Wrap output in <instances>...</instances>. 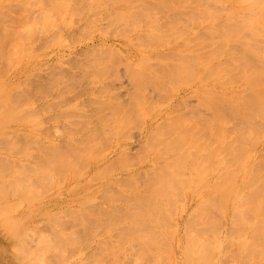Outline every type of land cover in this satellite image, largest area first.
Listing matches in <instances>:
<instances>
[{
  "label": "rangeland",
  "instance_id": "obj_1",
  "mask_svg": "<svg viewBox=\"0 0 264 264\" xmlns=\"http://www.w3.org/2000/svg\"><path fill=\"white\" fill-rule=\"evenodd\" d=\"M5 1L7 2V4L5 3ZM237 5H239V7H237ZM203 7L207 9H211L215 13L214 16H217V14H219V11H220L219 15L221 16L218 15L219 17H226L227 11H229L230 9L235 11L237 8H240V10L237 9L236 11L238 10L241 11V14L260 15L261 14L260 11H264V0H9V1L0 0V38H1L0 43L4 42V41L2 42V38L4 37L7 38L8 44H6V46L7 45L8 46L6 50L10 49L12 51L11 52L12 55H11V53L9 54L10 50H7V53L12 57H7V54L3 50L4 48L0 49V51L2 50L3 54H6L5 56L7 60L8 58L9 59L12 58L13 60L11 64H9L8 62L9 60L6 61L8 64L5 63L4 61L6 58L2 59L1 57H3L4 55L2 54V52H0V110H2L1 109L2 107H3V110L7 107L5 109L6 111L8 109L7 113L11 111L10 113L14 117V120H12L13 118L10 119L9 118L10 116L9 117L7 116L8 119H5L2 115L4 111H1L3 112L2 114L0 113V115H2L0 116V125H2V127L0 126L1 127L0 129V157L3 156L2 159L0 158V166L3 165L4 156L7 155L6 157L7 164H4L6 165L7 168L3 167L2 170L5 169L7 171V174L9 170H11L10 173L11 172L14 173L13 175L11 173L12 175L11 178H9V176H4L6 174L5 173L6 171L3 172L5 173L3 174V176L0 174V210H6V208L9 206L8 204L10 203H12L13 205H18L17 210L14 209V212H13L15 214V221L12 222L11 224H14L15 228H22L23 226L26 225L24 228L25 229L27 228L30 231V232H27V234L25 233L26 235L25 244H24L25 246L23 245L21 249L22 243L19 242V245L17 246L18 249L16 247L14 248L13 244L14 243L18 244V241L17 240L13 241L6 237V235L4 234L3 225H1L2 220L0 219V264H27V262L24 260L25 258L24 257L22 258L20 253H22V255H25V253L29 249H30L29 251L36 249L37 245L38 244L40 245V243L38 242L42 241V240H39L41 239L39 238V236H41V233L44 231L48 233L47 231L51 230L49 231L51 233H48V235H52V229L55 230L57 225L60 228L57 227L56 231L62 230L65 235H63L62 234L63 232L61 231L62 233H59L57 237L55 238V246L50 249L48 248V250L47 249L44 250L45 253L43 252L44 254H42L39 257V259L42 261L41 264H62V263L63 264L65 263L66 264H96L97 261H99V264L100 263L101 264H188L190 263V261H192L191 257H194L193 264H195L194 263L195 259H196V264H200V262L198 261L200 260L198 258L200 254H203V255L208 254L207 257L206 256L204 257L202 255L204 257L203 260H205L206 263H207L206 260H208L209 257L211 258V260H214L213 258H215L216 261H213V262L211 261L210 262L211 264H264V250L258 248L256 245V243H258V245H262V248L264 249V239L261 240L263 241V243H261L260 241L261 238H264V235L261 234L260 230L262 231V233L264 232L262 229H259V231H256L255 229H257V227L255 228L253 227L257 221L258 222L260 221L261 223L264 222V214H263L264 211H262L264 210V183H262L264 182V177L263 178L261 177L262 179L260 180L261 182L260 184V182H257L259 181L258 179H260V177H258L257 175L259 171L257 172L256 170L257 174L254 173L255 169H258V168L261 169L262 166L264 168V163H263L264 161H261L259 158V157H262L264 160V146H263L264 144V124H262L260 119H256V121L254 122L255 125L252 127V123H244L239 117L236 116L235 112H232L229 109H227V114H228L227 116L225 113H221L222 112L221 109L216 108L213 104L210 103V102H213V100L211 99V97H209L210 95H208V98H207V94L205 95L206 91L202 89V85H201L200 93L203 95V97L202 95L200 97L203 98L204 100L203 99L199 100L198 95L195 92L190 93L187 96L186 101H185V97H183L182 94L176 95L175 93L178 87L180 86L190 87L191 85V88H192L194 83L196 82L195 80L194 82L191 81L194 78H192V76L191 77L189 76L192 73V71L189 69L191 67H194L193 65H191L193 64L192 62L191 64L188 63L190 62V60L187 61L188 60L187 56L189 55L187 54V56L184 57V60L183 58H181V62H180V60H177V58L175 59L177 54L172 51L176 44L178 46L186 47V45H183V42L186 40L185 37L184 36L182 38L179 37L182 34H180L177 38H179V40L180 38L182 40L184 38L183 41H178V39L175 37L179 34L178 30L181 28L180 26H182V28L185 25L186 27L187 26L191 27L190 31L188 30L189 32H187V35H185L186 27H184L183 35L187 36L188 38L191 36L190 45H192V43L196 39L195 40L196 43H193V47L195 48L199 47L198 48L199 50L202 48V51L204 53L205 52L204 49H207V48L204 46L205 44H200V41L203 38L201 36L206 35V37H208V39H206L207 42L205 41L206 37L203 38L206 44L208 43L207 45L211 43L207 47L212 48V46H215L216 44L215 43L214 45H212V43H214L213 42L214 38L209 33L207 35L206 31L208 30H206V28L208 26L210 28L217 27V25L214 26V22L217 19L219 21L218 23L220 24V27L222 26L221 24H223V22L219 20V17L218 18L216 17L217 19L208 18L205 21H202L200 19L201 20L200 22L198 20L199 18L197 19V16H199L200 14L199 10L201 11ZM221 12L223 13L221 14ZM151 21L158 23V25H154V26L155 27L159 26L160 31L158 32H161L159 33L160 37H157L158 35L157 30H159L157 27H156L157 30L154 29V26H153V29L150 28ZM200 23L204 24L205 26L203 25L202 27ZM215 23L218 24L217 22ZM172 25H175V26L177 25L180 27L177 29V32H178V33L176 32L177 35L173 34L174 30H170ZM175 26H173V29H175L174 28ZM194 27L198 29L196 30L198 34L194 31V29H192ZM201 28H203L204 30H202ZM165 29L167 30V33H169V36L171 33H172L171 35L173 36L175 35L174 37L172 36V39L173 40L177 39V43L176 41H173L172 39L170 40L171 42L173 41L172 44H168V42L170 43V41L168 40L163 42L166 36H167L166 39L169 38L168 35H165L166 33H164L166 31ZM162 30L164 31L163 32L165 35L164 37L162 34ZM200 30H202V33L205 35H202V33L199 34L201 32ZM150 32L154 33V35L156 34L157 35L156 36L148 35V33ZM190 33L191 34L193 33L194 36L191 35ZM6 42L7 41L5 40V43ZM174 42L176 44H174ZM185 42H187V40ZM194 44H196L197 46H195ZM259 45L264 48V42L259 43ZM203 46H204V49H203ZM239 46L241 47V44H238V48L240 49ZM0 47H2V45ZM157 47H159V49L161 48L160 49L161 52H160V55L155 56L158 53L156 52L151 53V49L153 50ZM195 48L193 49L197 51V48L196 49ZM208 50L209 48L207 49V51ZM202 51L200 52L202 53ZM192 52H194L192 49H191V52L188 51V53H192ZM171 53L174 54L175 60L172 58L173 56L171 57L172 55ZM169 57L173 59V60L170 59L172 61H175V62L179 61L180 63L182 62L184 63L182 64L185 66V68H187V72H188V73H185L188 78L186 83L184 82V77L186 75L184 74L181 75V76L184 75L181 82L176 81L179 86L175 84L176 82L174 81V80H177L176 76L178 75L176 76L171 75L173 77L172 80L174 82L170 80L171 76L168 77L167 80L170 78L169 79L170 82L172 81L174 84L173 86H170L172 82L168 83L169 85L168 87H166L165 85L166 75L164 73L165 68L163 67L165 64V59L168 60ZM1 59L4 61H2ZM140 64H142L141 68L139 67ZM4 67L9 75L6 73ZM146 68H159V69L162 68V73L160 74L161 75L160 78L156 79L154 75H151L150 73H152L153 71L152 72L149 71L150 73L146 72L145 71ZM199 72H200L199 73L200 75L198 76V80L199 79L200 80L198 84L200 83L204 85L206 81L210 82L211 85L215 84L214 77H212L211 75L207 76V74L205 75V73L203 77V75H201V68H199ZM153 74L155 73L153 72ZM150 75L153 77H151ZM199 77L201 78L203 77L202 80H204V82H202L201 78ZM209 77L210 78L212 77L214 81L210 79ZM204 78L205 79L207 78L208 80L205 81ZM179 80L180 79L178 78V81ZM208 82L205 84V86L209 84ZM180 83L184 85L182 86V84ZM229 85L231 86H228L229 87L228 89L230 88L231 90L235 89V91L234 90L233 91L235 93L237 92L236 94H238L239 96H242L241 94H239V92L241 91L240 90L241 87H243V85L240 86L241 83H238L237 81L234 83L231 82V84ZM232 85L234 88L232 87ZM237 85H239L240 87L238 86L236 90ZM202 90L204 93L201 92ZM240 93H242V91ZM187 103L189 104V106H187ZM197 104L199 105V108H197ZM4 105L6 107H4ZM160 109L162 111H160ZM168 109L173 110V112H175V113H172L168 111L169 114L172 113L171 119H173V122H172L173 125L170 124L171 122L170 118L167 117L168 113L166 111ZM158 111L160 113L165 112L166 117L168 118V120L166 118V120L164 121L169 123V126H167V124L164 123L163 121H162L163 123L162 122L158 123V127L161 126L162 129H164L163 131H164V136L166 135L165 136L166 139L162 137L163 134L158 132L159 129L158 131H156L158 136L156 132L153 133L154 130H156V128L158 127H154L155 129H153V132H152L153 135L155 134L157 137L152 136L151 135L152 133L149 134V129H152L153 125L151 126L150 124L149 129L144 127L146 123L151 122V119L153 118L152 116H156L158 114ZM195 113H198L197 115H199V113L201 114L199 117H196ZM214 113L216 114V116ZM143 114H145L146 117L144 118L140 117V116H143ZM183 114H186L185 115L186 117ZM30 115H36V116H32V117H36L34 118L35 120L34 119L30 120L31 119L29 118ZM122 116L124 117V119L119 118ZM147 117L149 119H145ZM186 118L190 120L188 121V123L191 122L190 124L187 123L188 125L185 123L187 121ZM37 119H40V120H37ZM144 119H145V124H143L142 122L144 121ZM33 120L36 121L35 122L36 124L33 123L34 122ZM174 120L177 122L176 123L177 125L175 124ZM181 120H183V122ZM223 120L225 123L226 121L228 122L230 121L229 123L232 125L233 123H236V125H238L239 127L237 129L241 131L242 133L247 134V131H248L249 136L248 135L247 136L250 138V140H252L250 141V143L253 144L252 142H256V143L258 142V145L256 146L255 145L256 143H254L253 145L255 146H250L251 144L249 143V138H247L246 135L244 136L246 137L247 140L241 142V140L243 139L241 140L236 139V141L239 140V142L234 141L236 144L232 142L230 146L226 142H224V144L220 142L221 144L217 143V145H214L215 142H210V141L214 140V137H213L214 132L218 129H221L220 126H219L220 128H217V129L216 127H218L219 122L223 123ZM121 121L122 122L124 121L123 125L119 124V123H122ZM201 121L202 123L199 124ZM216 121H219V122L216 123L218 125H216L215 127L214 124ZM21 122L23 123V125H20ZM114 122L116 125L114 124ZM180 123H181V126L186 125L185 127L184 126L182 127L185 130L182 129L181 127L179 130ZM11 124L12 125L16 124V125L12 126ZM111 124L112 126L110 128H113L114 130L109 131L108 133L109 135H108L106 134L107 133L106 130L110 129L109 126ZM226 124L224 125L226 126ZM39 125H42L40 126L42 128H40ZM176 126H178V132L176 130L177 129ZM187 126L191 127L190 130L186 128ZM212 126L213 128H211ZM16 127L18 129L20 127L19 131L17 130ZM94 127H96L95 129L97 130H95ZM197 127H198V130H200L199 132H197L198 131ZM226 127L225 128L222 127V128L225 131H227L228 129L227 133H230L229 131H231L232 128L229 129L228 127H231V125L230 126L227 125ZM39 128L40 130L43 129L44 132L39 131ZM187 129H188V132L190 133L186 131ZM237 129H235L236 130L235 131L233 128L232 131L234 130V132H231V134L235 133L234 134L235 136L238 135ZM244 129L246 132H243ZM250 129H253L252 133ZM11 130H13V132L15 133H13ZM29 130H31L30 132H32L31 134L34 135L35 138L34 137L32 138L31 135H30L31 138L26 136L27 134L26 132L29 133ZM89 130L90 132H92L91 135H89L88 133ZM7 131L9 134H11L10 136L8 133H7L8 136L5 135ZM180 131L181 133L183 131L184 132L180 135L179 133ZM259 132L262 133L261 137H259L258 135ZM42 133L43 134L45 133V135H43ZM87 133L89 136H87ZM191 134L193 138L191 137ZM42 135L44 139H42L43 138ZM177 135H180L181 137H183L182 138L183 143L177 141V138L178 137L180 138V136H177ZM205 135L206 136L208 135L207 139H210V140H207V139L205 140L204 139L206 138ZM262 135H263V138H262ZM175 136L177 138H175ZM209 136H212V138ZM45 137L47 140L45 139ZM153 137L154 138L156 137L157 139L154 140ZM179 138L178 140L181 141L182 139L180 140ZM26 139L27 141L29 139V141L31 142H27ZM92 139H94V141H92ZM160 139H162V141H160ZM174 139L176 141H174ZM196 139L198 140V142H195ZM49 140L52 141L51 142L52 144L47 143V142H50ZM158 140L161 144L165 142L163 144L164 148L162 147V145L158 147L155 144V142L157 143ZM191 141L192 142L194 141L193 143H196V144H194L193 146V144L188 143ZM200 141L202 142V144ZM246 141L248 144L245 143ZM261 141H262V144H261ZM59 142H61V144ZM94 142L98 145L96 148H94L96 146V144H93ZM159 142H158V145H160ZM166 142L169 143V145H166ZM243 142L245 143V145L246 144L247 145L244 146ZM150 143H152L153 145L155 144L154 145L155 147ZM237 143L239 144L237 145ZM9 144H10L11 149L9 148L8 150L7 148L9 147L8 146ZM148 145H152L154 149H152L151 147L152 149L151 150L148 147ZM173 145H178L181 148L185 145L184 147L187 150L186 149L184 150L188 152L186 151L184 152L188 153V159L190 157L189 162H192V159H194L198 155H199V158L201 157V155L202 156L206 155L208 158L212 157L211 158L212 162L217 160L216 162L217 165H215V162H213L214 163L213 165L211 164L212 162H209V164L208 163L206 164V160H204L202 164H201V161L199 160H198L199 161L198 164L195 163V166L193 168L195 169L194 177L196 179L192 178V182L194 183V180H195V183L198 184V185H195L197 186L196 187L197 189L192 183H191V186L193 185V188H191V186L189 187L183 186L181 181H179V179L174 176L175 174L173 172V169L171 168L174 166L172 161L177 162L178 166L175 167L176 166L175 165L174 168L175 169L178 168L177 170L180 172H183V171L185 172V170L188 171L190 166L188 162L189 168L186 167L188 168V170L186 168L183 170V166H182V169L180 168V164H182L186 156L185 157L183 156L184 158L182 157V160L178 161L179 159H177L176 157H179L177 155L179 154L181 150H183V148L179 149L177 146V149H179L178 150L179 152H178L176 149H174ZM197 145L199 147L201 146V148L203 146L205 148L207 147L205 151L199 148L201 151H204V153L203 152L199 153V151L196 152V149L198 148L193 149V147L195 148L197 147ZM172 146H173V149H172ZM213 146L214 148H212ZM218 146H219V150H218ZM215 147L217 148L215 149ZM251 147L252 148L254 147V150ZM60 148L61 150L63 149V151L65 152V154L63 153L62 155L63 156L68 155V158L73 159L72 162L73 161L76 162L75 166L77 165V167H73V164L70 163V168L72 170L71 171L69 170L70 172H65L69 169L68 168L69 163L68 164L66 163L67 166L66 165L63 166V168H65L64 171H61L63 170L61 163L65 164L64 163L65 161L62 160V162L60 161L58 165L57 163L55 164L57 167L59 166V164H61L60 167L62 169H59L58 171H60L63 176L65 173H66L65 176L68 173H70L66 176L68 178L64 176V178H66L65 180L66 182L65 181L63 183L61 182L62 185L61 183L59 184V181H56V179L59 176L57 173L54 174L55 176L57 174L56 176L57 178L56 179L52 178L54 176L53 172L55 171L54 169L51 170V168H53L51 166L52 161L50 162L49 160L50 158L54 156H51V157L50 155L48 156V154H50V152L52 151H53L52 154H55V153L58 154L59 152H61ZM125 148L127 151L125 150ZM5 149L7 150L5 151ZM25 149H27L26 151H28L29 153H27ZM223 149H224V152H223ZM250 149H251V152H250ZM17 150H19V152H17ZM169 150H171L170 153H169ZM173 150L174 152L178 154L176 155V153H174L175 158L171 157L170 159V156H171L170 154H172L173 156V153H172ZM214 150L216 151L218 150L219 152L218 151L216 152ZM81 151H84V153H87V155L85 156V154L83 153V155L85 156L84 157ZM220 151L223 152L224 155H222ZM126 153H128L129 156L128 154L126 155ZM225 153H228V154L225 155ZM17 154H20V155H17ZM97 154L99 156H97ZM152 154L154 155L156 154V156L158 155L159 156L155 157ZM219 154H221L222 156H220ZM14 155L19 156L16 158V161L14 159V157L16 156ZM58 155L61 156L60 153ZM216 156L218 157L215 158ZM230 157L232 159H230ZM64 158L65 157H63L62 159ZM155 158H157V161ZM172 158L174 160H172ZM202 158L205 159L206 157L204 156ZM208 158H206L207 162L210 161ZM253 158L255 159L252 160ZM6 159L4 160V162L6 161ZM203 159H200V160H203ZM64 160H66L67 162V159H64ZM153 160L154 162L156 161L157 164H155L156 162L154 163ZM158 160H160L161 162L159 161L160 162L159 163ZM255 160L256 162L254 163L253 161ZM55 161L58 162V159ZM151 162L153 163L151 164ZM249 162L251 164L253 162L254 164L250 165ZM257 162L259 163V165H257L258 164ZM50 163H51L50 165L51 167L49 166L50 168H48V165ZM126 163L132 164V166L129 165L128 167L127 166L128 164L126 165ZM169 163H171L172 165ZM168 164L171 165L170 168ZM233 164H236V167L235 165L233 167ZM36 165L39 167V168L37 167L38 169H40L42 166L43 168H47V173H48L47 179L45 176L46 174L44 173L42 175H44L43 177L45 178L40 177V180L42 179V181L40 182L41 187L39 186L40 189L36 187L37 193L34 192V189L33 190L30 189L33 191V192H30L28 188H25L27 187V185H25L24 187H22L21 185L25 181H29L30 183L31 181L32 182L34 181V180H31L32 178H29L31 181L29 179H26L28 176V173H27L28 171L29 172L31 171L29 176L33 177L34 179V178H37L36 176H38L39 173H42L43 171L46 170V169L45 170L40 169L42 171L41 172L36 169L39 172H37L38 174L36 173L37 175L35 176V173L33 172L34 171L33 168L35 169L34 166ZM138 165L139 166L141 165L140 166L141 168ZM230 165H232V167H229ZM109 166L110 168L112 167V171H110L111 169L109 170L108 168ZM16 167L20 168L18 172H17ZM57 167L56 169H58ZM132 167L134 169H132ZM151 167H153L154 169H152ZM201 167L205 169L207 168V170H209L210 168L209 171H211L212 174L208 171L209 173L208 172L207 173L209 174V176L207 175V179L200 178L199 175L201 174L199 173H204L202 172ZM213 167H215V169ZM216 167H218V169ZM239 167L242 168L241 170L244 173H242ZM100 168H102L103 170H101ZM104 168H107V169L104 170ZM250 168H253L252 170L254 172L250 170ZM21 169L24 172V173L22 172V176L24 178L21 176L23 178L21 180H24L22 182L18 180L21 177L19 176L17 177V175L21 173L20 172ZM48 169L51 170V174H50L51 176H49L50 170L48 171ZM151 169L153 170L152 173L151 171L149 172V170ZM229 169L231 170L230 172L236 171L235 173L236 175L238 172L237 170L239 169L240 170L239 173L241 176L238 173L237 177L233 176L232 178L234 179H232L231 178L232 173L230 174L228 173ZM100 170L109 171L111 173L108 172L109 174L108 173L103 174L109 177L107 178L106 176V179L102 180L103 177L101 178L102 172H99ZM138 170L140 171L142 170L145 175L142 172L140 173V171ZM155 170H156V173H155ZM134 171L135 172L138 171V174L137 172L135 173V177H136L135 179L137 180L132 178V176L134 175H132L131 173L134 174ZM250 171L253 172L252 175L250 174ZM98 173L99 174L101 173V176ZM218 173H220L219 174L220 177L225 175L222 178L226 181L223 183L224 187H222V185H219L221 184L222 181L220 179L221 182L220 181L218 182L219 179L217 180V178H220L219 176H217ZM222 173L223 175L221 176ZM94 174H95V177L92 179ZM263 174L264 172H261V175ZM14 175L16 176L15 179H17V182H16L17 184L15 183L12 184L13 182L11 180L10 181L12 183H10V181L9 183H7L8 182L7 179H13ZM96 175H98L97 176L99 177L98 179ZM138 175H141L142 178ZM205 175H206V171H205ZM213 175H215V177ZM173 176H174L175 181H173V178H172ZM210 176L213 178H211ZM50 177H51L50 179L51 181L49 182H52V179H54L55 182L53 181L54 183L53 182L52 183L56 187L51 185L52 183L50 185L48 184V182L46 183V181H48ZM139 177L143 181H139L140 180ZM169 177H171L170 179L171 181H168ZM254 177H256L257 180L256 178L252 179ZM100 178L102 182L100 181ZM145 178L148 180L147 182H145L146 181ZM236 178L240 180H235ZM58 179H61V175L59 176ZM111 179L115 183H113ZM176 179H178L179 182L178 181L176 182ZM212 179L214 180L213 186H211ZM227 179L229 181H227ZM107 180L108 182L110 180V183L112 185L116 186V183L118 184L116 187H114L112 185H109L110 183L104 182ZM134 180L136 183L133 182ZM150 180L152 181L151 182L152 186L154 185L153 183L156 182L157 187L159 188H157L156 185L153 186L155 188L149 185L148 182H150ZM231 180L233 181L231 182L230 185H228V183H230ZM35 181L36 183L38 182L37 179ZM172 181L174 183L176 182L175 187ZM20 182L21 184H19ZM56 182H58V185ZM103 182L104 184H102ZM139 182H141V184ZM142 182L148 183V185L145 184L147 185V187L143 186L144 183L142 184ZM168 182L173 185L174 189L173 188L170 189L169 186H164V183L165 185H168L169 184ZM215 182L219 183L218 185L221 188L226 189L227 187H231L232 189L231 193L232 192H235V193L229 194L230 190L227 191L226 193L224 191H222L221 194L218 193L219 191L217 189H220V187L217 186ZM234 182L236 184L238 182L241 186L244 184V186L241 187L239 184H237L236 186ZM34 183L35 182H33V184L28 183L29 184L28 186L33 188V185H35ZM8 184H12L14 188H16L15 193L12 194L11 190H13V188L11 185H10L11 187L10 186L8 187L7 186ZM134 184L136 188L134 187ZM18 185H19V188H18ZM59 185L61 187H57ZM44 186L45 188L48 187L46 188V190L51 189V192L48 194L45 193L46 195L39 193L42 187L45 191ZM50 186H53V187L49 188ZM107 186L109 187L112 186L111 188L115 189V190L113 189V191L111 190L113 195L112 193L110 196L108 195L111 191L108 189L109 187L107 188ZM139 186L141 188L143 187L144 188L141 189ZM238 186L242 189L243 192L239 193V191L241 190L238 191L239 189ZM148 187L150 188L152 187V190L151 189L148 190ZM237 187L238 189H236ZM8 188H12L10 189V192H11L10 194H12V197L14 198H12L11 195L9 194ZM100 188H103V189L99 190ZM167 188L170 189V190L168 189L167 194H170L169 192L173 194L174 191H175L174 194H177L175 195L176 197L175 198L176 200L174 199L175 201L173 200L174 194L172 196L168 195L170 196L169 198L167 197V195H164V191L165 190L167 191ZM213 188L215 189L217 188L216 189L217 192L214 191ZM233 188L235 189L233 190ZM97 189H98V196H95L97 199L96 198H95L96 200L92 199L94 197L91 198V195H90V199H91L90 201L88 198L89 195H86V191L88 190L87 193L90 194L94 190L95 192H92L93 193L92 195L94 196ZM49 190H47L46 192H49ZM83 190L85 192V195H83L84 193L82 194ZM128 190L131 194L128 193ZM193 190L194 192L196 191L195 192L196 194L193 192L194 194L192 195ZM254 190L255 191L257 190V191L255 192ZM24 191L26 192V194L24 193ZM133 191H134V194L132 195ZM210 191L212 192V194ZM57 192H60V194H58ZM124 192L127 193V195L122 196ZM157 192H159V194ZM205 192L206 193L208 192V193L206 194ZM244 192L246 195L244 194ZM105 193L107 194L108 198L104 200ZM147 193L148 195H150L148 199L146 197L148 196ZM150 193H154V194L151 195ZM204 193H205V196L208 195L206 197L208 201L212 199L211 200L212 203L210 201H209L210 204L208 202H205V200L207 199L205 198V196L203 197ZM236 193H238L237 196L235 195ZM40 194L42 196L44 195L43 196L44 199L43 197L41 198L43 200L39 199L40 196L37 197V195H40ZM53 194L54 195L57 194L55 195L57 199H55V196ZM157 194H158V197L156 199L153 196H156ZM160 194L163 195L164 198ZM209 194H211L212 197ZM242 194H244V196ZM14 195H16L17 197ZM28 195L30 196L32 195V196L30 197ZM135 195H138V197L139 196L143 198L145 197L146 200L150 199L151 204L155 209L154 212L156 211L155 213H158V215L155 217H153L154 213L151 216L152 221H153V218L156 219V220L154 219L155 221H153L155 224L151 223V224L156 225V227L152 226L149 223L150 227L151 226L154 227L155 230L154 229L152 230L151 229L152 227L150 228L146 221H137L133 217L126 218L121 215V210L125 209L124 207L129 205L125 203L130 202L129 200H126V199H130L131 201L134 200V202L139 200V198L138 199L136 198L137 200L135 199V197H137ZM159 195L161 197H159ZM249 195L250 197L253 196V198L251 197L252 198L251 201L250 199L247 200L249 198ZM85 196H88V197L86 198ZM27 197H30V198H27ZM33 197H37V201L35 203L30 202L31 200L36 199ZM80 197L81 198L84 197L81 200L85 199L86 201L84 200L82 202L79 199ZM259 197H260V200H258ZM143 198H141L142 201H143ZM236 198L237 200H235ZM27 199H30V200H27ZM75 199L76 200L79 199V203H77ZM56 200H59V201H56ZM101 200H102V204H100ZM254 200H255V203H254ZM257 200L263 202V205H261V202L260 203L257 202ZM60 201L62 202L60 203ZM80 201L82 202V204L83 203L89 204L88 205L89 209L86 211L87 212L89 211L88 213L90 215L92 214L91 216L84 212L85 209H87L86 204H84V206H86L85 209H83L84 211L81 210L82 205H80L81 203ZM142 201L140 204H143ZM159 201L160 203H157ZM194 201L195 202L197 201L198 204L203 203L204 205H206L207 203V206H211V205L213 206V202L214 204L215 203L216 204L215 206H213L214 208L212 207L213 209L211 207H209V209L208 207H206V209L204 207L205 209V210L203 209L204 211L201 209L203 212H205L203 213V218L206 213L210 212V216L209 214H206L205 217L207 215L208 217L204 218L205 220H203L202 215H200L202 214V211L197 209L200 212V214L198 213V216L200 215L199 216L200 218H199L197 215H195V212H198V211L194 212V210H192L193 207L196 208V204H197V202L195 204ZM225 201L229 205L227 203L225 205ZM241 201L243 202L242 204L240 203ZM247 201H250V202H247ZM25 202H27V205ZM37 202L38 203L40 202L41 205L36 204ZM218 202L219 203L222 202V203L219 204ZM252 202L254 204H252ZM131 203H130V207L132 208ZM173 203L176 206L172 207L174 205ZM181 203L183 205L186 204L187 207L184 205L185 210H184V207L181 205ZM247 203L249 204L248 205L249 207H246ZM258 203L260 204L261 207L258 205ZM75 204H77V206ZM167 204H170V205H167ZM203 204H201L202 207H203ZM217 204L219 207L217 206ZM166 205L167 207L168 206L169 207L167 208ZM161 206L166 208V211L164 210V208H162L163 214H161L162 212L159 211V208H157ZM223 206L225 207L224 210L226 209L225 211L222 209ZM256 206L257 207L259 206L258 209L260 208V211L257 208L253 210V208ZM216 207H218L216 209L217 212L216 210H214ZM169 208L171 211L168 210ZM174 208H177L178 212H177V209H174ZM210 208L213 210V213H212L213 216H211L212 211H208L210 210ZM113 210H116V213H119V215L115 214ZM167 210L170 213H168ZM188 210H189V213H188ZM164 211L168 213L169 216H174V217L173 218L169 217L167 214L164 215L165 213ZM173 211L175 214L173 213ZM214 212L218 215L216 216ZM259 212H260V215H259ZM99 213L104 214L107 218L103 217V219L102 218L99 219V217L101 216V214ZM159 213L161 216L159 215ZM254 213L258 215H254ZM115 215H118V217ZM194 215L197 216V218L194 217ZM255 216H256V219H258L257 221L255 220ZM24 217L25 218L27 217V218L25 219ZM189 217H191V219ZM241 217L247 218V219L243 218L244 223H242L243 220H240ZM22 218H24L25 220ZM158 218L159 219L165 218L166 220H168V222L164 220V222L167 223L168 225L164 223L163 225L164 228H162L161 226L163 222L162 224L160 223L163 219H161L160 221H157L159 220ZM187 218L190 219V222H188ZM192 218L196 222H199V223L201 222V226H199L200 224L198 223L196 224V222H193ZM99 220L100 221L102 220V222L104 220L105 222L104 227H106L105 232H103L104 227H102L103 225L102 226L100 225ZM107 220H111L115 223L111 221H107ZM128 220H129L130 226H127L126 224L128 223ZM238 220H240L241 223H238L239 222ZM147 221L150 222L151 220H147ZM156 221L158 224H156ZM207 221L208 222L212 221V222L208 224ZM222 221L223 223H225V225L222 223ZM183 222L184 223L186 222V223L182 224ZM191 222H193V224L195 225H193ZM204 222H206L207 225ZM130 223L133 225L135 229L132 227ZM179 223H181V227H180L181 229H179ZM202 223H204V226ZM250 223H252V225ZM105 224H108V226L112 225V227L111 226L109 227V229L111 228L110 231L107 228V226H105ZM113 225L114 226L116 225L115 228L113 227ZM170 225L172 226L177 225L176 227L177 229H175L173 232L169 231ZM221 225L222 226L224 225L223 229H227V231L225 230L224 232L221 228L222 227ZM206 226H208L212 230H210L207 227V229H209L208 232H204V230L202 232L201 228L205 229L204 227ZM216 226H217V229L219 228L221 229L217 231V229L215 228ZM225 226L228 228H226ZM262 226L264 227V223ZM52 227H55V228H52ZM131 227L132 229H130ZM32 228L35 230H33ZM157 228L158 229L162 228L164 230H161V229L158 230ZM182 228H185V229H182ZM170 229L172 230L173 228H170ZM193 229L196 232H194ZM213 229H216L215 231L218 234L222 232L219 235L217 234L218 238L221 239V240L219 239L220 241L219 244L217 243L218 241L216 242L217 238L215 237L217 235L215 234V232L213 233L214 231ZM107 230L109 232H107ZM132 230L133 231L135 230L133 232L134 234L132 233ZM187 230H191V233L188 234ZM56 231L55 233L53 232V234L56 235ZM177 231L178 232L180 231V232L178 233ZM209 231L213 233L214 235L212 236L211 234V236H207L210 233ZM150 232L152 233V235L150 234ZM165 232L167 235H170V236H167V235L164 236ZM255 232H257V234ZM130 233H132L133 235L132 234L129 235ZM156 233H159L160 236L163 234L162 235L163 238L159 237V235L158 237H154L155 235L153 236V234H156ZM149 234L151 236H149ZM222 234L225 237L226 235H228L227 237H230L231 235L232 239L230 238L231 239L230 240L227 237L225 238L224 236H222ZM55 235H52V236H55ZM172 235H175V236H172ZM203 235L205 237H203ZM253 235L258 237V239L256 237H253ZM244 236H246L247 238ZM165 237H168V238H165ZM213 237L215 239L209 240V238H213ZM233 237H234V240H233ZM184 238L186 239L184 240ZM189 238L190 239L193 238L191 239V242ZM241 238H243L244 240ZM248 238L251 240H249ZM223 239H225V241ZM235 239H237L238 241L240 240L239 241L240 244L238 241H235ZM247 239L248 241H250L251 243L250 245H246L248 243ZM256 239L259 241H257ZM147 240H148V243L150 242V240L152 241L155 240L157 246L154 245L155 248L151 246L149 247L150 243L147 244ZM192 240H195V242H193ZM197 240L201 242H199L198 244ZM228 240L232 241V245L234 244L233 247L234 248L236 247L235 250L232 247V245H230L231 243L226 242ZM157 241L161 242V244L158 245ZM205 241H207V243L208 242L211 243L210 241L214 242V243H211V245L218 244L220 246V249H219V246L216 245L218 247L217 249H216V246L212 248L214 252L211 249L206 250L205 246L207 247L208 245L205 244ZM242 241L243 243H245L244 245L242 244ZM167 242L172 243V244L170 243L171 244L170 246L172 248L168 247L169 245H167ZM189 242H190L192 250L197 245L196 246L197 248L194 251L198 249V252H200L199 254L190 250L189 249L190 247L187 248L190 251L184 249L185 247L190 246ZM222 242L224 243L223 245L221 244ZM200 243L203 244L204 247L201 248L202 245ZM227 243L229 244V246L227 245ZM146 244L148 247H146ZM184 244L186 246H184ZM238 244H239V247L237 248ZM193 245L195 246L192 247ZM226 245L227 247H225ZM245 245L248 247L244 248ZM223 246L226 252L221 251L223 250ZM230 246L233 249H230L229 248ZM240 246H241V250L239 251ZM255 247L258 249H256ZM19 248L21 249V252ZM24 249H27V251H25ZM22 250H24L23 252L25 253H23ZM39 250L41 251V247ZM243 250L244 252L248 251L249 253L247 252L248 254L245 253L244 255V253L241 252ZM60 251L63 253V255L58 254ZM219 252L220 254H218ZM57 254L60 256H57ZM210 255H212L213 258ZM203 260L201 259L202 264L204 263Z\"/></svg>",
  "mask_w": 264,
  "mask_h": 264
},
{
  "label": "bare ground",
  "instance_id": "obj_2",
  "mask_svg": "<svg viewBox=\"0 0 264 264\" xmlns=\"http://www.w3.org/2000/svg\"><path fill=\"white\" fill-rule=\"evenodd\" d=\"M7 1H9V0H7ZM199 2H200V1H199ZM5 3L7 4L6 1H5ZM235 5H236V4H235ZM237 7H239V5H237ZM237 7H236V8H237ZM248 7H249V6H248ZM200 8H201V6H200ZM200 8H199V9H200ZM231 8H232V7H231ZM233 9H234V7H233ZM237 9L240 10V8H237ZM237 9H236V10H237ZM231 10H232V9H230L229 11L226 12V17H219V16H221V15H219V14H220V11H219V14H217V16H214L215 13H214L211 9H207V8H204V7H203V8L201 9V11L199 10L200 14H199V16H197V19L199 18L198 20H199L200 22H201V20H202V21H205V20L208 19V18H210V19H217L218 17H219V20L223 22V24H221L222 26L220 27V24L218 23V22H219L218 19H217L216 21L213 20V21H215V22L218 23V24H216V23L214 22V26L217 25V27H212V26H211L212 28H210V27L208 26L209 28H208V27H207L208 29L206 28V30H208V31L205 30L206 33H207V35H208V33H209V34H211V36L214 38V41H213L214 43H212V45H214L215 43H216V44H215V46H212V45H211L212 48L214 47L213 49L210 48V47H207V46H209L211 43H209V45H207L208 43L206 44V42H207L206 39H208V37H206V35L202 33V30H204V29L201 28L202 30H200L201 32H200L199 34L202 33V35H205V36H201V37H203V38L206 37V38H205V41H206V42H205L204 39L202 38L201 41H200V44H205L204 46H205L207 49L209 48V50L207 51V49H204V46H203V49H204V51H205L204 53H203V51H202V48H201L200 50L198 49L199 47H196V48H197V51H195V50L193 49V48H195V47H193V43H196V42H195L196 39L194 38V39H195L194 42L192 41L193 43H192V45H190V44H191V43H190V42H191V36L188 38V37L185 36V35H187V32L190 31V28H191V27L187 26V27H188V28H187L186 25L183 26V28H184V27L187 28V29L185 28V35H183L184 33H183V28H182V26H180V27L182 28V29H181V28H180L179 26H177V25H176L177 28H176L175 25H172V27H171V29H170V30H174V32L172 31L173 34L177 35V34H176L177 29L180 28V29L178 30V31H179V34H178L177 36H175V35H174V36L177 38L180 34H182V35L179 36V37H181V38H182L183 36L185 37V39L187 40V42H185V41H186V40H185V41H184L185 43L183 42V45H186V47H184V46H178V45L176 44V43H177V39H178V41H183L184 38H183V40H182L181 38H180V40H179V38H177L176 40H175V39L173 40V39H172V36H173V35H171L172 33H171L170 36H169V33H167V30H166V29H165V30H166L165 32L162 30L163 37H164L165 35H168V37H169V38L171 37V38H170V39H169V38L166 39V37H167V36H166V37H165V40H163V42L166 41V40L170 41L171 39H172L173 41H176V43L174 42V44H176L177 46L175 45L174 49L172 50L173 52H175V53L177 54V55L175 54V55H176L175 59L177 58V60H180V62H181V58H183V60H184V57L187 56V54H188V55H189V56H187L188 60H187L186 58H185V59H186L187 61L190 60V62H188V63L191 64V62H192L193 64H191V65L194 66V67H191V68L189 69V70L192 71V73H191V71H190L191 75H189V76H190V77L192 76V78H194V79L191 80V81H193V82H194V80L196 81V82L194 83L193 87L191 88V85H190V87H181V86H180V87H178V89L176 88L177 90L175 89V90H176V91H175L176 95H177V94H182V96L185 97V101H186V100H187V99H186L187 96H188L190 93L195 92V93L198 95V99H199V100H200V99H203V98L200 97V96L202 95V94L200 93L201 85H202V89L205 90V91L207 92V93L205 92V95L207 94V98H208V95H210L209 97H211V99L213 100V102H210V101H209V102H210L211 104H213L216 108L221 109V111H222L221 113H225L226 116H227V115H228V114H227V109H229V110H231L232 112H235L236 116L239 117L244 123H252V127H253V126L255 125L254 122L256 121V119H260V121L262 122V124H264V48L261 47V46L259 45V43H263V42H264V11H260L261 14L258 15V14H241V11H239V10H238V11H236V10H235V11H233V10L231 11ZM216 12H217V11H216ZM222 13H223V12H221V14H222ZM227 13H228V15H227ZM218 15H219V16H218ZM216 17H217V18H216ZM200 19H201V20H200ZM173 22H174V21H173ZM222 22H221V23H222ZM173 24H175V23H173ZM200 24H201V23H200ZM210 24H211V23H210ZM210 24H209V25H210ZM154 25H158V23H155L154 21H151V25H150L151 27H150V26H149V27H150L151 29H153V26H154ZM201 25H202V27H203L204 24H201ZM218 25H219V26H218ZM173 26H175V27H174L175 29H173ZM204 26H205V25H204ZM149 27H148V28H149ZM156 27H157L159 30H157ZM156 27L154 26V29L157 30V32L160 31L159 26H156ZM167 29H168V27H167ZM192 29H194V31L197 33L196 30H198V29H196L195 27L192 28ZM192 29H191V30H192ZM180 30H181V31H180ZM188 30H189V31H188ZM205 31H204V32H205ZM163 32L166 33V34L164 35ZM181 32H182V33H181ZM145 33H147V32H145ZM159 33H161V32H158V35L156 34L157 37H160V36H159ZM177 33H178V32H177ZM188 34H189V33H188ZM190 34H191V33H190ZM194 34H195V33H194ZM197 34H198V33H197ZM148 35L156 36V35H154V33H151V32L148 33ZM191 35H193V33H192ZM174 36H173V37H174ZM193 36H194V35H193ZM196 36H197V35H196ZM163 37H162V38H163ZM4 38H5V39H4ZM4 38H2V42H3V41H4V42H3V43H0V46L2 45V47H0V49L4 48L3 50H4V52L7 54V57H12V56L9 55V54L12 52L10 49H7V50H10V51H9V54L7 53L6 48H7L8 45L6 46V44H8V40H7L6 37H4ZM3 39H4V40H3ZM5 40L7 41L6 43H5ZM192 40H193V39H192ZM211 40H212V39H211ZM173 41H172V42L170 41V43L168 42V44H172ZM0 42H1V38H0ZM211 42H212V41H211ZM4 43H5V44H4ZM178 43H179V42H178ZM180 43H181V42H180ZM3 44H4V45H3ZM166 44H167V43H166ZM197 44H198V42H197ZM238 44H241V47L239 46L240 49L238 48ZM194 45L197 46L196 44H194ZM3 46H5V47H3ZM159 46H160V45H159ZM161 46H162V45H161ZM188 46H189V47H188ZM198 46H199V44H198ZM164 47H165V46H164ZM168 47H169V46H168ZM170 47H171V45H170ZM235 47H236V49H235ZM196 48H195V49H196ZM237 48H238V49H237ZM160 49H161V48H160ZM160 49H159V47H157V48H155V49H153V50L151 49V53H152V52H153V53L156 52V53H158V54H156L155 56H158V55H160V52H161ZM169 49H171V48H169ZM188 49H189V50H188ZM191 49H192L194 52H192V53H188V51L191 52ZM5 50H6V51H5ZM162 50H163V48H162ZM186 50H187V51H186ZM166 51H167V50H166ZM200 51H202V53H201ZM206 51H207V53H206ZM0 52H2V50H1ZM2 54H3V52H2ZM6 54H3L4 56L2 55L3 57H1V58H2V59H5V58H6V56H5ZM171 54H172L171 57L173 56L172 58L174 59V54H173V53H171ZM8 55H9V56H8ZM11 55H12V53H11ZM178 55H179L180 57H179ZM171 57H169L168 60L165 59V64H164V67H163V68H165L164 73H165V75H166V78H165V85H166V87H168V85H169L168 83H171V82L173 81V80H172L173 77H172L171 75H173V76H174V75H175V76L178 75V76H176L177 80H174V81H175V82H176V81H177V82H181L182 79H183V77H184V75H186L185 73H188V72H187V68H185V66L183 65V64H184L183 62H182V63H183V64H182V63H180L179 61H177V62L172 61L173 59H172ZM165 58H167V57H165ZM178 58H179V59H178ZM2 59H1V60H2ZM170 59H172V60H170ZM175 59H174V60H175ZM8 60H9V61H8ZM8 60H7V58H6L5 61H4V60H2V61H4L5 63H7L6 61H8L9 64H11V63L13 62L12 58H11V59L8 58ZM10 60H12V61H10ZM183 60H182V61H183ZM186 60H185V61H186ZM7 64H8V63H7ZM187 65H188V64H187ZM189 66H190V65H189ZM139 67L141 68V67H142V64H140ZM199 68H201V75H203V77H204V73H205V75H206V74H207V76H208V75H211L212 77L215 78V81H214V80L212 79V77H211V78L209 77L210 79H212V80L215 82V84L212 83V84H214V85H211L210 82L206 81V80H208L207 78H206V79L204 78V79H205L206 83L208 82L210 85L208 84L207 86H205L206 83H205L204 85H203V84H200V83L198 84V82H199V80H200V79L198 80V76L200 75V74H199V73H200V72H199ZM4 69H5V67H4ZM7 70H8V69H7ZM5 71H6V69H5ZM145 71L148 72V73H150L149 71H151V72L153 71L155 74H153V72L150 73V74H151V75H154V77H155L156 79H159L160 76H161L160 74L162 73V68H161V69H159V68H146ZM159 72H160V73H159ZM6 73H7V71H6ZM7 74H8V73H7ZM182 74H184V75L181 76ZM8 75H9V74H8ZM8 75H7V76H8ZM151 75H150V76H151ZM170 76H171V79H170V78H169V79L172 80L171 82H170L169 79H168L169 81L167 80V78L170 77ZM189 76H188V77H189ZM151 77H153V76H151ZM185 77H186V79H185ZM185 77H184V82L186 83L187 80H188L187 75H186ZM203 77H202V78H203ZM178 78L180 79L179 81H178ZM192 78H191V79H192ZM199 78H201V77H199ZM202 78H201V80H202ZM8 79H9V78H8ZM210 79H209V80H210ZM166 80H167L168 82H167ZM185 80H186V81H185ZM189 80H190V79H189ZM174 81H173V82H174ZM191 81H190V82H191ZM213 81H212V82H213ZM237 81H238V83H241L240 86L243 85V87H241V89L239 88V89L242 91V93H240L241 91H240V92L238 91L239 94H241L242 96H239L238 94H236L237 92H236V93L234 92L235 89H233L234 91L231 90V88L228 89V88H229L228 86H231V85H229V84H231V82L234 83V82H237ZM12 82H13V81H12ZM166 82H167V83H166ZM173 82L170 84V86H173V84H174ZM177 82H176L175 84L178 85ZM202 82H204V80H202ZM202 82H201V83H202ZM180 84H182V83H180ZM191 84H192V83H191ZM197 84H198V85H197ZM183 85H184V84H182V86H183ZM186 85H188V84H186ZM233 85H234V84H233ZM233 85H232V87H233ZM178 86H179V85H178ZM204 86H205V87H204ZM238 86H239V85L236 86V90H237ZM240 86H239V87H240ZM174 87H175V85H174ZM203 87H204V88H203ZM233 88H234V87H233ZM203 90H202L201 92H203ZM230 90H231V91H230ZM203 93H204V92H203ZM205 95H204V96H205ZM202 97H203V95H202ZM205 98H206V97H205ZM207 98H206V99H207ZM206 99H205V100H206ZM203 100H204V99H203ZM202 104H204V103H202ZM187 106H189L188 103H187ZM4 107H6V106L4 105ZM6 108H7V107H6ZM6 108H5V109H6ZM197 108H199V105H198V104H197ZM1 109H2V110H0V113L2 114L3 112H1V111H4V113H3L2 115H3V117H4L5 119H8V117L10 116L9 118H10V119L13 118L12 120H14L13 115L10 113L11 111H9V112L7 113L8 109H7V111H6L5 109L3 110V107H2ZM138 110H139V109H138ZM198 110H200V109H198ZM225 110H226V112H225ZM140 111H141V110H140ZM160 111H162V110L160 109ZM168 111H170V112H172V113H175V112H173V110L168 109V110L166 111L168 114H169ZM219 112H220V111H219ZM6 113H7V115H6ZM9 113H10V114H9ZM140 113H142V112H140ZM172 113L169 114V116H168V114H167V117H169V118H170V121H171L170 124H172V122H173V119H171V118H172V116H171ZM217 113H218V112H217ZM8 114H9V115H8ZM197 114H198V113H195V116H196V117H199L201 113H199V115H197ZM214 114H215V113H214ZM225 114H224V116H225ZM2 115H0V116H2ZM116 115H117V113H116ZM183 115L185 116L186 114H183ZM183 115H181V116H183ZM193 115H194V114H193ZM217 115H219V114H217ZM7 116H8V117H7ZM28 116H29V115H28ZM32 116H36V115H30V117H29V118H31L30 120L36 118V117H32ZM170 116H171V117H170ZM201 116H202V115H201ZM215 116H216V114H215ZM222 116H223V115H222ZM116 117H118V116H116ZM140 117H143V118H144V117H146V116H145V114H143V116H140ZM148 117H149V116H148ZM148 117L145 118V119H149ZM150 117H151V116H150ZM152 117H153V118L151 119V122L146 123V125L144 126L145 128L149 129V128H150V124H151V126L153 125V128H152V129H149V134L153 132V129H155L154 127H158V123H159V122L161 123V122L163 121L164 123L167 124V126H169V123H167L166 121H164V120H166V118H167L165 112H164V113H160V112L158 111V114H157L156 116H152ZM185 117H186V116H185ZM119 118H123V119H124L123 116H122V117H119ZM143 118H141V119H143ZM173 118H174V117H173ZM200 118H202V117H200ZM117 119H118V118H117ZM123 119H121V120H123ZM145 119H144V121H142L143 124H145ZM186 119H187V121H186V122L184 121V122L187 124L188 121H190V120H188V118H186ZM12 120H11V121H12ZM34 120H35V119H34ZM34 120H33V121H34ZM37 120H40V119H37ZM167 120H168V118H167ZM179 120H180V119H179ZM6 121H7V120H6ZM18 121H19V120H18ZM18 121H16V122H18ZM181 121L183 122V120H181ZM199 121H200V120H199ZM199 121H198V122H199ZM220 121H221V120H220ZM231 121H232V120H231ZM35 122H36V121H34L33 123H35ZM117 122H118V121H117ZM121 122H122V121H121ZM123 122H124V121H123ZM123 122H122V123H119V124H122V125H123ZM163 122H162V123H163ZM168 122H169V121H168ZM174 122H175V124L177 123L175 120H174ZM182 122H181V123H182ZM217 122H219V121H216L215 124H214L215 127H216V125L219 124L218 127H216V129H217V128H220V127H221V129H218V130L215 129L216 131H215L214 134H213V137H214V140H215V141H214V140H213V141H210V142H215L216 144L214 143V145H217V143H220V142H222L223 144H224V142H226V143L230 146V145L232 144V142H234V141H235V142H237V141L239 142V140L243 139V140H241V142H242V141L247 140L246 137H245L244 135H246V136L248 135V136H249L248 131H247V134H246V133H242L241 131H239V130L237 129V128H239V127H238V125H236V123H233V125H234V124L236 125V126L234 125V127H233V125L229 123L230 121H229V122L226 121L227 124L224 122V120H223V123H220V122H219L218 124H216ZM14 123H15V121H14ZM39 123H40V122H39ZM181 123H180V126H179V130H180V127L182 128V127L184 126L183 124H182L183 126H181ZM190 123H191V122H189L188 124H190ZM201 123H202V121H201L199 124H201ZM228 123H229V124H228ZM231 123H232V122H231ZM7 124H8V122H7ZM9 124H10V123H9ZM16 124H17V123H16ZM16 124H13V125H16ZM18 124H19V123H18ZM35 124H36V123H35ZM37 124H38V122H37ZM114 124H115V122H114ZM188 124H187V125H188ZM224 124H226V126H227V125H229V126L231 125V127H228L229 129H230V128H232V129L234 128V130L237 129V134H238V135L235 136V135H234L235 133H234V134L232 133V134H233V136H232L231 132H234V130L232 131V129H231V131H229L230 133H227L228 129H227V131H225V130L223 129V128L226 127ZM11 125H12V124H11ZM13 125H12V126H13ZM20 125H23V123L21 122ZM20 125H19V126H20ZM24 125H25V124H24ZM115 125H116V124H115ZM156 125H157V126H156ZM172 125H173V124H172ZM176 125H177V124H176ZM191 125H192V124H191ZM221 125H222V126H221ZM245 125H246V124H245ZM0 126L2 127V125H0ZM12 126H11V127H12ZM40 126H42V125H39V127H40ZM111 126H112V124L109 126V128H110ZM185 126H186V125H185ZM185 126H184V127H185ZM193 126H194V125H193ZM193 126H192V128H193ZM219 126H220V127H219ZM1 127H0V129H1ZM17 127H18V126H17ZM17 127H16V128H17ZM36 127H37V125H36ZM115 127H116V126H115ZM117 127H118V125H117ZM120 127H121V126H120ZM222 127H223V128H222ZM16 128H15V129H16ZM40 128H42V127H40ZM40 128H39V131H43V129L40 130ZM95 128H96V127H94V129H95ZM160 128L162 129L161 126H159L158 128H156V130H154L153 133H155V132L158 131V129H159L158 132L161 133V134H163L162 137L165 138L166 135L164 136V131H163L164 129L161 130ZM164 128H165V127H164ZM174 128H175V127H174ZM176 128H177L176 130H177V132H178V126H176ZM186 128H188V129L190 130L191 127H190V126H187ZM211 128H213V126H212ZM226 128H227V127H226ZM246 128H247V127H246ZM13 129H14V128H13ZM19 129H20V127H19ZM19 129L17 128L18 131H19ZM26 129H27V128H26ZM26 129H25V130H26ZM110 129H111V130H110ZM110 129H107V130L105 129L106 132H107L106 134H108L109 131L114 130L113 128H110ZM182 129H184V128H182ZM182 129H181V131H182ZM188 129L186 130L187 132H188ZM3 130H4V129H3ZM27 130H28V129H27ZM27 130H26V131H27ZM95 130H97V129H95ZM160 130H161V132H160ZM184 130H185V129H184ZM195 130H196V129H195ZM195 130H194V131H195ZM197 130H198V127H197ZM250 130H251V133H252V132H253V129H250ZM8 131H10V130H8ZM8 131L5 133V135H7ZM11 131L13 132V130H11ZM26 131H25V132H26ZM30 131H31V130H29V133L26 132V133H27L26 136L29 137V138H31V137L33 138L34 135H32V134H31L32 132H30ZM91 131H92V130H91ZM181 131L179 132L180 135L184 132V131H183V132L181 133ZM194 131H193V133H194ZM199 131H200V130H198L197 132H199ZM212 131H213V129H212ZM212 131H211V132H212ZM235 131H236V130H235ZM16 132H17V131H16ZM43 132H44V131H43ZM93 132H94V131H93ZM175 132H176V131H175ZM177 132H176V133H177ZM195 132H196V131H195ZM240 132H241V133H240ZM243 132H246L245 129L243 130ZM10 133H11V132H10ZM13 133H15V132H13ZM39 133H40V132H39ZM88 133H89V135H91L92 132H90V130H89ZM88 133H87V136H89ZM104 133H105V132H104ZM104 133H103V134H104ZM153 133H152L151 135H152V136H156L155 134L153 135ZM188 133H190V132H188ZM201 133H202V132H201ZM239 133H240V135H239ZM259 133H260V134H259ZM259 133H258V135H259V137H261V134H262V133H261V132H259ZM8 134H9V133H8ZM42 134H43V133H42ZM156 134H157V132H156ZM177 134H178V133H177ZM198 134H199V133H198ZM204 134H206V133H204ZM10 135H11V134H9V136H10ZM30 135H31V137H30ZM43 135H45V133H44ZM43 135H42V137H43ZM108 135H109V134H108ZM108 135H107V136H108ZM180 135H177V136H180ZM201 135H202V134H201ZM201 135H199V136H201ZM210 135H211V134H210ZM258 135H257V136H258ZM7 136H8V135H7ZM47 136H48V135H47ZM47 136H46V137H47ZM101 136H102V135H101ZM110 136H111V135H110ZM149 136H150V135H149ZM149 136H148V137H149ZM157 136H158V134H157ZM157 136H156V137H157ZM194 136H195V135H194ZM207 136H208V135H207ZM207 136L205 135V137H206V138H204L205 140L208 138ZM248 136H247V138H249ZM46 137H45V139H46ZM156 137H155V138L153 137V139L156 140V139H157ZM191 137L193 138L192 134H191ZM209 137L212 138V136H209ZM34 138H35V137H34ZM164 138H163V139H164ZM175 138H177V137L175 136ZM178 138H179V137H178ZM178 138H177V141L183 143V139H182L183 137L180 136L179 139H180V140L182 139L181 141H179ZM262 138H263V135H262ZM42 139H44V137H43ZM108 139H109V137H108ZM150 139H151V137H150ZM165 139H166V138H165ZM165 139H164V140H165ZM236 139H239V140L236 141ZM260 139H261V138H260ZM46 140H47V139H46ZM52 140H53V139H52ZM164 140H163V141H164ZM184 140H185V139H184ZM196 140H197V139H196ZM196 140H195V142H198V140H197V141H196ZM207 140H210V139H207ZM256 140H257V139H256ZM26 141H27V139H26ZM49 141H50V140H49ZM54 141H55V140H54ZM92 141H94V139H92ZM151 141H152V140H151ZM160 141H162V139H160ZM166 141H167V140H166ZM174 141H176V140L174 139ZM186 141H187V140H186ZM250 141H252V140H250V138H249V143H250ZM27 142H31V141H29V139H28ZM45 142H47V141H45ZM51 142H52V141L47 142V143H51ZM55 142H56V141H55ZM158 142H159V140L157 141V143L155 142V144H156L158 147L161 146V145H162V147H163V144H164L165 142H164L163 144H161V143L159 142L160 145H158ZM193 142H194V141H193ZM193 142L191 141V142H188V143H191V144H193V146H194V144H196V143H193ZM200 142H201V141H200ZM235 142H234V143H235ZM241 142H240V143H241ZM56 143H57V142H56ZM59 143L61 144V142H59ZM59 143H58V144H59ZM90 143H91V141H90ZM153 143H154V142H153ZM245 143H247V141H246ZM245 143L243 142V145H244V146H246V145L248 144V143H247V144L245 145ZM252 143L254 144V143H256V142H252ZM51 144H52V143H51ZM93 144H96V143L94 142ZM150 144H152V143H150ZM155 144H154V145H155ZM173 144H174V143H173ZM201 144H202V142H201ZM220 144H221V143H220ZM220 144H219V145H220ZM235 144H236V143H235ZM238 144H239V143H237V145H238ZM250 144H251V143H250ZM253 144H251L250 146H255V145L257 146V145H258V142H257L255 145H253ZM261 144H262V141H261ZM120 145H121V143H120ZM152 145H153V144H152ZM152 145H148V147L151 149ZM154 145H153V146H154ZM166 145H169V143L166 142ZM204 145H205V144H204ZM237 145H236V146H237ZM240 145H241V144H240ZM243 145H242V146H243ZM8 146H9V147H8L7 149L9 150V148H10V144H9ZM97 146H98V145L96 144V146H95L94 148H96ZM173 146H174V149H176L177 151H178L179 149H182V148H183V150H181L180 152L178 151L180 155H179L178 153L174 152V150H173V152H172V153H173V156H172V154H170L171 156L169 155V156H170V159H171V157H174V158H175L174 153H176V155L178 154L177 156H179V157H176L177 159H179L178 161H181V160H182V157H183V156H184V157L186 156L185 159L183 160L182 164H180V168L182 169V166H183V170H184L186 167L189 168V166H190L189 170H188V168H186L188 171L185 170V172H184V171H183V172H180V171L177 170L178 168H177V169L174 168L175 165H176L175 167L178 166V165H177V162H176V161H175V162L172 161L174 166L171 167V168L173 169V172H174V174H175L174 176H175L176 178H178L179 181H181V183H182L183 186H185V187H189V186H191V183H192L194 186H195V185H198L197 183H195V180H194V183L192 182V178H195V177H194V175H195L194 170H195V169H194L193 167L195 166V163L198 164V162L201 161V164H202V162H203L204 160H206V164H207V163L209 164V162H212V160H211L212 157H211V158H208L206 155H204L206 158H208V159L210 160V161L207 162V159H206V158L203 159L202 157H204V156H202V155L200 154V155H201L200 158H199V155H198V156L195 157V158L193 157L194 159H192V162H189V161H190V160H189L190 157H189V159H188V153H185V152H184V151L187 150V149L184 147L185 145H184L182 148L179 147L178 145H173ZM173 146H172V149H173ZM175 146H176V148H175ZM177 146H178L179 149H177ZM195 146H196V145H195ZM206 146H207V144H206ZM263 146H264V144H263ZM51 147H52V146H51ZM51 147H50V148H51ZM57 147H58V146H57ZM148 147H147V148H148ZM154 147H155V146H154ZM154 147H152V149H154ZM168 147H170V146H168ZM168 147H167V148H168ZM222 147H223V145H222ZM222 147H221V148H222ZM261 147H262V146H261ZM27 148H29V147H27ZM92 148H93V147H92ZM163 148H164V147H163ZM163 148H162V149H163ZM196 148H198V149L200 148L201 150H204V151H205L207 147L205 148V147L203 146V147H202L203 149L201 148V146L199 147L198 145H197V147H195V148L193 147V149H196ZM212 148H214V146H213ZM216 148H217V147H215V149H216ZM249 148H250V147H249ZM251 148H252V147H251ZM255 148H256V147H255ZM262 148H263V147H262ZM7 149H5V151H6ZM10 149H11V148H10ZM152 149H151V150H152ZM184 149H186V150H184ZM198 149H196V152L199 151V153H201V152L204 153V151H201L200 149H199V150H198ZM252 149L254 150V147H253ZM26 150H27V149H25V151H26ZM96 150H97V149H96ZM125 150H126V148H125ZM210 150H211V149H210ZM218 150H219V146H218ZM218 150H217V151H218ZM258 150H259V148H258ZM262 150H263V149H262ZM262 150H261V151H262ZM25 151H24V152H25ZM60 151H61V152H59V153H60L61 156L58 155L59 153H58V154H56V153H55V154H52L53 151L50 152V154H48V156L50 155V157H51V156H54V157H55V158L52 157V158L54 159V161H53L52 158H50L49 161H50V162L52 161V162H51L52 165H51V163H50V164L48 165V168H50L51 166L53 167V168H51V170L54 169V171H55V172H53V175H54L55 173H57L59 176L61 175V179H58L59 176H58V178L56 177L57 174H56V176L54 175L55 177L52 175V176H53L52 178H55V179L57 178L56 181H59V184H60L61 182L63 183V182L66 180V178H68V177H66V176H67L68 174H70V173H68V174L65 176V174H66L65 172H70V171L72 170V169L70 168V163L73 164V167H77V165L75 166V163H76V162L73 161V162H74V163H73V162H72L73 159L68 158V155H67V154H66L67 156H65V155L63 156V155H62L63 153L65 154V152L63 151V149L61 150V148H60ZM126 151H127V150H126ZM126 151H124V152H126ZM156 151H157V150H156ZM211 151H212V150H211ZM214 151H216V150H214ZM217 151H216V152H217ZM17 152H19V150H17ZM17 152H16V153H17ZM26 152L29 153L28 151H26ZM26 152H25V153H26ZM81 152H82V155H83L84 151H81ZM153 152H154V150H153ZM153 152H152V153H153ZM158 152H159V151H158ZM170 152H171V150H169V153H170ZM183 152H184V153H183ZM186 152H188V151H186ZM218 152H219V151H218ZM220 152H221V151H220ZM223 152H224V149H223ZM223 152H221L222 155H224ZM225 152H226V151H225ZM250 152H251V149H250ZM259 152H260V150H259ZM27 153H26V154H27ZM156 153H157V152H156ZM159 153H160V152H159ZM159 153H158V154H159ZM181 153H182V154H181ZM214 153H215V152H214ZM80 154H81V153H80ZM84 154H85V156L87 155V153H84ZM99 154H100V153H99ZM127 154H128V153H126V155H127ZM150 154H151V153H150ZM184 154H186V155H184ZM197 154H198V153H197ZM221 154H219V155L222 156ZM226 154H228V153H225V155H226ZM17 155H20V154H17ZM123 155H124V153H123ZM152 155H154V154H152ZM152 155H151V157H152ZM219 155H218V156H219ZM14 156H16V155H14ZM83 156H84V155H83ZM85 156H84V157H85ZM97 156H99V155L97 154ZM128 156H129V154H128ZM154 156H155V157H158L159 155L156 156V154H155ZM218 156H216L215 158H217ZM227 156H229V155H227ZM2 157H3V156H2ZM2 157H0V158L2 159ZM6 157H7V155L4 156V158H3V165H4V164H7V159H6ZM17 157H19V156L14 157L15 161H16V158H17ZM63 157H65L64 159H67V162H66V160L62 159ZM66 157H67V158H66ZM184 157H183V158H184ZM225 157H226V156H225ZM94 158H95V157H94ZM148 158H149V157H148ZM219 158H220V157H219ZM255 158H256V157H255ZM255 158H253L252 160H254ZM257 158H258V156H257ZM259 158H260L261 161H264L262 157H259ZM261 158H262V159H261ZM5 159H6V161H5L6 163L4 162ZM57 159H58V162L55 161V160H57ZM155 159H156V161H157V158H155ZM200 159H203V160H200ZM213 159H214V158H213ZM228 159H229V158H228ZM230 159H232V158L230 157ZM62 160L65 161V162H64L65 164L61 163L62 165L59 164V166L57 167L55 164L57 163V165H58V163H60V161L62 162ZM70 160H71V161H70ZM172 160H174V159L172 158ZM198 160H199V161H198ZM215 160H216V159H215ZM248 160H250V159H248ZM252 160H251V161H252ZM68 161H69V162H68ZM141 161H142V160H141ZM145 161H146V160H145ZM147 161H149V160H147ZM156 161H155V162H156ZM159 161H160V160H158V162H159ZM232 161H233V160H232ZM258 161H259V159H258ZM128 162H129V161H128ZM153 162H154V160H153ZM153 162H151V164H152ZM155 162H154V163H155ZM160 162H161V161H160ZM160 162H159V163H160ZM170 162H171V161H170ZM172 162H171V163H172ZM188 162H189V166H188ZM213 162H215V165H217V164H216L217 160H216V161H213ZM213 162L211 163L212 165L214 164ZM233 162H234V161H233ZM253 162L255 163L256 160L253 161ZM253 162H252V164L249 162L250 165H253V164H254ZM66 163H67V164L69 163V165H68V168H69V169H68L67 171L63 172V173H65L64 176L66 177V178H64V176H63V175L61 174V172L58 171V170H59V169H62L63 166H65V165L67 166ZM136 163H137V162H136ZM148 163H149V162H148ZM171 163H169V164H171ZM230 163H231V162H230ZM247 163H248V162H247ZM247 163H246V165H247ZM257 163H258V162H257ZM263 163H264V162H263ZM263 163H262V164H263ZM127 164H128V165H127ZM134 164H135V162H134ZM134 164H133V165H134ZM137 164H138V163H137ZM155 164H157V162H156ZM169 164H168V165H169ZM3 165L0 166V168H1V169H0V172H1V173H0V174H1L2 176H3V174H5V173L7 174V171H6L5 169L2 170L3 167L7 168L6 165H4V166H3ZM50 165H51V166H50ZM53 165H54V166H53ZM60 165L62 166V168L60 167ZM126 165H127L128 167H129V165L132 166V164H129V163H126ZM147 165H148V164H147ZM171 165H172V164H171ZM171 165H169V168H170ZM199 165H200V164H199ZM234 165H235V167H236V164H233V167H234ZM257 165H259V163H258ZM40 166H41V165H40ZM46 166H47V165H46ZM49 166H50V167H49ZM55 166H56L58 169H56ZM138 166H139V165H138ZM140 166H141V165H140ZM140 166H139V167H140ZM149 166H151V165H149ZM149 166H148V167H149ZM155 166H156V165H155ZM207 166H209V165H207ZM248 166H249V165H248ZM14 167H15V166H14ZM34 167H35V169L33 168V170H34L33 172L35 173V176L38 174L37 172H39V171H41V170H45V169H46V170L43 171V172L41 171L42 173H39L40 176L38 175V176H36L37 178H34V179H33V177L29 176L30 173H31V171H30V172H29V171L27 172V173H28V176H27L26 179L32 178L31 180H34L33 182H35V183H34L35 185H36L37 183H39V184H37L36 186L33 185V188L30 187V186H28V185L31 184V183L33 184V182H32L30 179H29V180L31 181V183H30L29 181H25V182H23L24 185H23V183L21 184V182L24 181V180H21V179L24 178V177L22 176V172H23L22 169L20 170L21 173H19V175H17V177H18V176H19V177H21V176L23 177V178L21 177L20 179H18V180L21 181L19 184H21L22 187H24L25 185H27V187H25V188H28V190H29L30 192H33L32 190L34 189V192L37 193V191H36V187H38L39 189H40V187H41V186H40V182L42 181V179L40 180V177L45 178V177H43L44 175H42V174L44 173V174H46L45 176H46V179H47V177H48V173H47V168H43V166L40 168L41 170L38 169L39 167H38L37 165L34 166ZM37 167H38V168H37ZM54 167H55V168H54ZM71 167H72V165H71ZM133 167H134V166H133ZM133 167H132V169L135 168V167H134V168H133ZM136 167H137V166H136ZM205 167H206V166H205ZM218 167H219V166H218ZM218 167H216V168L218 169ZM229 167H232V165H230ZM16 168H17V172H18V170H19L20 168H19V167H16ZM66 168H67V167H66ZM108 168H109V170L111 169L110 171H112V167L110 168V166H109ZM130 168H131V167H130ZM140 168H141V167H140ZM151 168L154 169L153 167H151ZM155 168H156V167H155ZM166 168H168V167H166ZM201 168H202V167H201ZM213 168L215 169V167H213ZM227 168H228V167H227ZM239 168H240V167H239ZM243 168H244V167H243ZM27 169H28V168H27ZM36 169L39 170V171H37ZM55 169H56V170H55ZM64 169H65V168H63V170H61V171H64ZM97 169H98V168H97ZM97 169H96V170H97ZM100 169L103 170L102 168H100ZM106 169H107V168H104V170H106ZM137 169H138V168H137ZM152 169L149 170V172L151 171V173H152V171H153ZM204 169H205V168H202V172H204V173H199V174H201V175H199L201 179H207V175L209 176L208 173H209V172L211 173V171H209L210 168H209V170H207V168H206V169H205V171H206V175H205V171H204ZM214 169H213V170H214ZM217 169H216V170H217ZM241 169H242V168H240V170H241ZM252 169H253V168H250V170H252ZM258 169H259V168H258ZM258 169H255V172H254L253 170H252V171H253L255 174H257V173H256V170H257V172H258V171L260 172V173L258 172V174H257L258 177H260V179H258L259 181H257V182H260V180L264 177V174L261 175V172H264V171H263L264 168H263V166H262V167H261L262 170H261V169L258 170ZM1 170H2V171H1ZM28 170H29V169H28ZM35 170H36V172H35ZM49 170H50V169H48V171H49ZM51 170H50V172H49V176H51V175H50V174H51ZM69 170H70V171H69ZM101 170H100L99 172H102V176H101V173H100V174L98 173V174L101 176V178L103 177L102 180H103V179H106V176H107V175L105 176V175H103V174H106V173H108L109 171H101ZM240 170H239V169L237 170V171H238V172H237V175H238V173H239ZM244 170H245V169H244ZM4 171H6V172L3 173ZM10 171H11V170H9L8 174H7V175L5 174L4 176H9V178H11L12 175H13L14 173L11 172V173H12V175H11ZM138 171H140V170H138ZM138 171H136L137 174H138ZM208 171H209V172H208ZM228 171H229V172H228L229 174L232 173V174H231V178H232L233 176L237 177V175L235 174L236 171H235V172H234V171L230 172V171H231L230 169H229ZM241 171H242V170H241ZM246 171H247V170H246ZM15 172H16V171H15ZM58 172H60V173H58ZM95 172H96V171H95ZM103 172H105V173H103ZM128 172H129V171H128ZM136 172L134 171V174L131 173L132 175H134V176H132V178H134V179L136 178V177H135V173H136ZM141 172L143 173L142 170L140 171V173H141ZM207 172H208V173H207ZM212 172H213V171H212ZM214 172H215V171H214ZM217 172H218V171H217ZM233 172H234V173H233ZM253 172L250 171V174L252 175ZM23 173H24V172H23ZM25 173H26V171H25ZM36 173H37V174H36ZM109 173H111V172H109ZM109 173H108V174H109ZM129 173H130V172H129ZM140 173H139V174H140ZM153 173H154V172H153ZM155 173H156V170H155ZM155 173H154V174H155ZM165 173H166V172H165ZM242 173H244V172L242 171ZM242 173H241V174H242ZM9 174H10V175H9ZM16 174H17V173H16ZM16 174H15V175H16ZM137 174H136V176H137ZM143 174H144V173H143ZM143 174H141V175H143ZM177 174H179V175H177ZM203 174H204V175H203ZM211 174H212V173H211ZM211 174H210V175H211ZM219 174H220V173H218L217 176H219ZM233 174H234V175H233ZM15 175H14L13 179H7L8 182H7V181H6V182L9 183V181L11 180L13 183H12L11 181H10V183H12V184L15 183V184H17V183H16V182H17V179H15V178H16ZM41 175H42V176H41ZM112 175H113V174H112ZM129 175H130V174H129ZM141 175H138V176L141 177ZM144 175H145V174H144ZM222 175H223V173L221 174V176H222ZM239 175H240V173H239ZM257 175H256V176H257ZM2 176H1V177H2ZM62 176H63V177H62ZM97 176H98V175H96V177H97ZM104 176H105V177H104ZM110 176H111V175H110ZM169 176H170V175H169ZM174 176L172 177V178H173V181H175V180H174ZM211 176H212V175H211ZM211 176H210V177H211ZM213 176L215 177V175H213ZM217 176H216V177H217ZM224 176H225V175H223L222 177L219 176L220 178H217V180L219 179L218 182L220 181V179H221V181H222V182L220 181L221 184L215 182V183L217 184V186L222 185V187H224V184H223V183L226 182L224 179H222ZM240 176H241V175H240ZM249 176H250V175H249ZM94 177H95V174H94V176L92 177V179H93ZM108 177H109V176H107V178H108ZM140 177H139L140 180H139V179H138V180H139V181H143V180H141L142 177H141V178H140ZM167 177H168V176H167ZM261 177H262V178H261ZM4 178H5V177H4ZM38 178H39V179H38ZM98 178H99V177H97V179H98ZM101 178H100V181H101ZM129 178H130V176H129ZM137 178H138V177H137ZM211 178H213V177H211ZM226 178H227V177H226ZM255 178H256V177H254V178H252V179H255ZM36 179L38 180L37 183H36V181H35ZM46 179H45V180H46ZM50 179H51V177L49 178L48 181H46V183L48 182L49 185L54 181V179H52V182H49V181H51ZM92 179H91V180H92ZM145 179H146V178H145ZM170 179H171V177H169L168 181H171ZM178 179H176V182L178 181ZM195 179H196V178H195ZM215 179H216V178H215ZM229 179H230V178H229ZM232 179H234V178H232ZM14 180H15V182H14ZM111 180H112V179H111ZM135 180H137V179H135ZM135 180L133 181L134 183H136ZM235 180H240V179H237V178H236ZM235 180H234V181H235ZM241 180H242V178H241ZM256 180H257V178H256ZM256 180H255V182H256ZM3 181H4V180H3ZM43 181H44V180H43ZM112 181H113V180H112ZM144 181H145V180H144ZM147 181H148V180L146 179L145 182H147ZM173 181H172V183H173V185H174V187H175L176 182L174 183ZM179 181H178V182H179ZM213 181H214V180L212 179V185H211V186H213ZM215 181H216V180H215ZM227 181H229V180L227 179ZM232 181H233V180H231L230 183H228V185H230ZM18 182H19V181H18ZM27 182H28L29 184H28ZM54 182H55V181H54ZM54 182H53V183H54ZM65 182H66V181H65ZM97 182H98V181H97ZM101 182H102V181H101ZM104 182L110 183V180H109V182H108V180H107V181H104ZM104 182H103L102 184H104ZM133 182H132V183H133ZM151 182H152V181L150 180V182H148V183H149V185L152 186V183H151ZM197 182H198V181H197ZM239 182H241V181H239ZM25 183H27V184H25ZM42 183H43V182H42ZM53 183H52L51 185H53L54 187H56ZM56 183H57V185H58V182H56ZM62 183H61V185H62ZM113 183H115V182L113 181ZM137 183H138V181H137ZM139 183L141 184V182H139ZM143 183H144V182H142V184H143ZM148 183H144L143 186L147 187ZM168 183H169V182H168ZM198 183H199V182H198ZM234 183H235V182H234ZM234 183H233V184H234ZM262 183H264V182H262ZM12 184H8L7 186H8V187H9L10 185L12 186L13 190H11V192H12V194H13V193H15V189H16V188H14V186H13ZM105 184H106V183H105ZM117 184H118V183H116V186H117ZM145 184H147V185H145ZM153 184H154L153 186L156 185V187H157L156 182L153 183ZM169 184H171V183H169ZM169 184H168V185H165V183H164V186H169L170 189H172V188L174 189L173 185H172V184L169 185ZM218 184H219V185H218ZM226 184H227V183H226ZM233 184H232V185H233ZM235 184H236V183H235ZM237 184H239V183L237 182ZM237 184H236V186H237ZM242 184H243V182H242ZM260 184H261V182H260ZM106 185H107V184H106ZM109 185H112V184L110 183ZM193 185L191 186V188H193ZM205 185H206V184H205ZM239 185H240V184H239ZM11 186H10V187H11ZM34 186H35V188H34ZM39 186H40V187H39ZM46 186H47V185H46ZM53 186H50L49 188H52ZM112 186L116 187L115 185H112ZM112 186H110V187L107 186V188L109 187L108 189H109L110 191H111V190L113 191L114 188L112 189V188H111ZM137 186H138V185H137ZM153 186H152V187H153ZM171 186H172V187H171ZM234 186H235V185H234ZM240 186H241V185H240ZM242 186H244V184H243ZM242 186H241V187H242ZM57 187H61V186L59 185V186H57ZM96 187H98V186H96ZM131 187H132V186H131ZM134 187H135V184H134ZM139 187H140V186H139ZM141 187H142V185H141ZM141 187H140V188H141ZM152 187H151V188L148 187V190H150V189L152 190ZM196 187H197V186H195V188H196ZM204 187H205V186H204ZM209 187H210V186H209ZM215 187H216V185H215ZM219 187H220V186H219ZM238 187H239V186H238ZM238 187H237L236 189H238ZM12 188H8V189H9V190H8V191H9V194L11 193V192H10V189H12ZM18 188H19V185H18ZM25 188H24V189H25ZM38 188H37V189H38ZM44 188H45V186H44ZM46 188H48V187H46ZM46 188H45V191H44V189H43V187H42L39 193H41V194H45V193L48 194V193H50V192H51V189H50V190L47 189V190H49V192H46V191H47ZM92 188H93V187H92ZM92 188H91V189H92ZM135 188H136V187H135ZM143 188H144V187H143ZM143 188H141V189H143ZM153 188H155V187H153ZM157 188H159V187H157ZM169 188H167V191H166V190L164 191V195H167L168 198H169L170 196H172V195L175 193V191L173 190V191H174L173 194H172L171 192H169L170 194H167ZM30 189H32V190H30ZM42 189H43V191H42ZM53 189H54V188H53ZM101 189H103V188H100L99 190H101ZM104 189H106V188H104ZM138 189H139V188H138ZM170 189H169V190H170ZM196 189H197V188H196ZM216 189H217V188H216ZM216 189L213 188L214 191H216ZM234 189H235V188H233V190H234ZM254 189H255V188H254ZM28 190H27V191H28ZM57 190H58V189H57ZM95 190H96V189H95ZM114 190H115V189H114ZM126 190H127V189H126ZM126 190H125V191H126ZM130 190H131V189H130ZM153 190H155V189H153ZM189 190H190V189H189ZM189 190H188V192H189ZM194 190H195V189H194ZM194 190L192 191V195L196 192V191L194 192ZM209 190H210V189H209ZM217 190L219 191L218 193H220V194H221L222 191H224V192L226 193V192L229 191V190H230V191H229L230 193L228 192L229 194L235 193V192H232V193H231V191H232L231 187H227L226 189L220 187V189H217ZM239 190H241V191H239ZM16 191H17V190H16ZM85 191H86V190H85ZM87 191H88V190H87ZM87 191H86V195H89V197H88V196H85V197H86V198L88 197L90 201H91V199H90V195H91V198L94 197V198H92V199H95V198H96L95 196H98V189H97V191H96V193H95L94 196L92 195V194H93L92 192H95L94 190H93L90 194H88ZM112 191L108 194L109 196L111 195ZM160 191H161V190H160ZM202 191H203V190H202ZM207 191H208V190H207ZM236 191H237V190H236ZM238 191H239V193H240V192H243L242 189H241L240 187H239ZM254 191H255V190H254ZM256 191H257V190H256ZM256 191H255V192H256ZM22 192H23V191H22ZM43 192H44V193H43ZM114 192H115V191H114ZM186 192H187V191H186ZM188 192H187V193H188ZM193 192H194V193H193ZM197 192H198V191H197ZM203 192H204V191H203ZM208 192H209V191H208ZM208 192H207V193H208ZM210 192H211V191H210ZM216 192H217V191H216ZM16 193H17V192H16ZM24 193L26 194L25 191H24ZM39 193H38V194H39ZM57 193L60 194V192H57ZM83 193H84V194H83ZM124 193H125V192H124ZM124 193L122 194V196H123V195H127V193H125V194H124ZM128 193L131 194V193L129 192V190H128ZM135 193H136V192H135ZM155 193H156V192H155ZM157 193L159 194V192H157ZM160 193H161V192H160ZM205 193H206V192H205ZM205 193L203 194V197L205 196ZM207 193H206V194H207ZM213 193H214V192H213ZM12 194H10L11 197H12ZM41 194H40V195H37V197L40 196L39 199H40V200H43V199H44V197H43L44 195L42 196ZM82 194L85 195L84 190H83ZM133 194H134V191H133L132 195H133ZM150 194L152 195V194H154V193H150ZM158 194H157L156 196H153V197H155V198L157 199ZM162 194H163V192H162ZM190 194H191V193H190ZM195 194H196V193H195ZM197 194H198V193H197ZM211 194H212V192H211ZM211 194H209V195L211 196ZM237 194H238V193H236L235 195L237 196ZM244 194H245V192H244ZM244 194H242V195L244 196ZM247 194H248V193H247ZM45 195H46V194H45ZM53 195H54V194H53ZM55 195H57V194H55ZM55 195H54V196H55ZM83 195H82V196H83ZM112 195H113V193H112ZM147 195H148V193H147ZM160 195H161V194H160ZM160 195H159V197H161V196L163 197V195H161V196H160ZM168 195H170V196H168ZM175 195H177V194H174V195H173V196H174V197H173V200L176 198ZM187 195H189V194H187ZM192 195H190V196H192ZM213 195H214V194H213ZM218 195H219V194H218ZM222 195H223V194H222ZM222 195H221V196H222ZM235 195H233V196H235ZM245 195H246V194H245ZM251 195H252V194H251ZM14 196H16V195H14ZM26 196H27V195H26ZM28 196H30V195H28ZM31 196H32V195H31ZM31 196H30V197H31ZM135 196H137V197H135V199H136V198H137V199L139 198V200H140L141 198H143V197H140V196L138 197V195H135ZM207 196H208V195H207ZM207 196H205V198H206ZM238 196H239V195H238ZM16 197H17V196H16ZM30 197H27V198H30ZM37 197H33V198H36V199H33L34 201L31 200L30 202L35 203V202L37 201ZM42 197H43V199H41ZM103 197H104V196H103ZM132 197H134V196H132ZM146 197H147V199H148V198L150 197V195H148V196H146ZM165 197H166V196H165ZM187 197H188V196H187ZM211 197H212V196H211ZM214 197H216V196H214ZM230 197H231V196H230ZM245 197H246V196H245ZM251 197L253 198V196H251ZM251 197H250V195H249V198H248L247 200L250 199V201H251V199H252ZM12 198H14V197H12ZM53 198H54V197H53ZM60 198H61V197H60ZM83 198H84V197H83ZM83 198L80 197L79 199L81 200V199H83ZM106 198H108V197H107V194L105 193L104 200H105ZM163 198H164V197H163ZM192 198H193V197H192ZM198 198H199V197H198ZM200 198H201V196H200ZM224 198H225V197H224ZM226 198H227V197H226ZM233 198H235V197H233ZM55 199H57L56 196H55ZM79 199H77V200L75 199V200L77 201V203H79ZM96 199H97V198H96ZM96 199H95V200H96ZM125 199H126V198H125ZM137 199H136V200H137ZM178 199H179V198H178ZM206 199H207V198H206ZM209 199H210V198H209ZM217 199H218V197H217ZM231 199H232V198H231ZM261 199H262V198H261ZM16 200H17V199H16ZM27 200H30V199H27ZM84 200H85V199H84ZM84 200H81V201L83 202ZM89 200H88V202H89ZM102 200H103V199H102ZM102 200H101V203H100V204H102ZM123 200H124V198H123ZM126 200H129L130 202L127 201V202H129V203H125V204H129V205L125 206V207H124L125 209L121 210V215H122L123 217H126V218H127V217H133V218L136 219L137 221H146V222L148 223V225H149V223H150V224H151V223H154L153 221H155L156 219L153 218V221H152L151 216H152V214L154 213V214H156V215L153 214V217H155V216L158 215V213H155L156 211L154 212L155 209H154V207L152 206L150 199H149V200H146V198L144 197V198H143V201H144V200H146V201L143 202L142 199H141L140 201L137 200V201H136L137 203L134 202V200H133V201H131L130 199H126ZM175 200H176V199H175ZM175 200H174V201H175ZM198 200H200V199H198ZM198 200H197V201H198ZM203 200H204V199H203ZM211 200H212V199H211ZM211 200H209V201L211 202ZM219 200H220V199H219ZM235 200H237V198H236ZM258 200H260V197H259ZM258 200H257V202L260 203L261 201H258ZM262 200H263V199H262ZM38 201H39V200H38ZM56 201H59V200H56ZM81 201H80V202H81ZM85 201H86V200H85ZM92 201H94V200H92ZM138 201H139V202H138ZM141 201H142L143 204H140ZM197 201H196V202H197ZM209 201H208V199L205 200V202H208V203H209ZM217 201H218V200H217ZM217 201H216V202H217ZM227 201H228V200H227ZM250 201H247V202H250ZM15 202H16V201H15ZM41 202H42V201H41ZM61 202H62V201H60V203H61ZM73 202H75V201H73ZM82 202L80 203V205H82V209H81V210L85 209L86 206H84V204H86V205H87V209H85V211H84V210H83V211H84L85 213L89 214V213H88L89 211H88V212L86 211V210L89 209V208H88V205H89V204H88V203H83V204H82ZM103 202H104V201H103ZM107 202H108V200H107ZM121 202H122V201H121ZM124 202H125V201H124ZM131 202H133L134 204L131 203ZM194 202H195V201H194ZM196 202H195V204H196ZM198 202H199V201H198ZM198 202H197V204H196V208H194V207L192 208V210H194V212H195V211H198V212H195V215H197V216H198V213L200 214L199 210L202 211V210L204 209V207H205V209H206V207H208V209H209V207L212 208V207L215 206V204H216V203L214 204V202H213V206H212V205H211V206H207V203H206V205H204L203 203L198 204ZM200 202H201V201H200ZM205 202H204V203H205ZM25 203H26V205H27V202H25ZM32 203H31V204H32ZM105 203H106V202H105ZM130 203H131V205H132V208L130 207ZM157 203H160V201L157 202ZM166 203H167V201H166ZM186 203H187V202H186ZM188 203H189V202H188ZM211 203H212V202H211ZM218 203H219V202H218ZM221 203H222V202H221ZM221 203H219V204H221ZM226 203H227V202L225 201V205H226ZM230 203H231V201H230ZM233 203H234V202H233ZM235 203H237V202H235ZM240 203L242 204L243 202L241 201ZM254 203H255V200H254ZM254 203L252 202V204H254ZM259 203H258V205L260 206ZM7 204H8V203H7ZM23 204H24V203H23ZM36 204H40V202H39V203L37 202ZM36 204H34V205H36ZM106 204H107V203H106ZM164 204H165V202H164ZM173 204H174V203H173ZM173 204H172V205H173ZM190 204H191V203H190ZM201 204H203V207L201 206ZM209 204H210V203H209ZM209 204H208V205H209ZM227 204H228V203H227ZM8 205H9V206L6 208V210H0V219L2 220V224H1V225H3L4 234L6 235V237H7L8 239L13 240V241H14V240H17V241H18V244L14 243L16 246L13 244V247H14V248L16 247V248L18 249L17 246L19 245V242H21V243H22V245H21V249H22V246L25 244V237H26L25 233L27 234V232H30V231H29L27 228H26V229L24 228L26 225L23 226L22 228H15V227H14V224H11L12 222L15 221V214H14L13 212H14V209L17 210L18 205H13L12 203H10V204H8ZM28 205H29V204H28ZM40 205H41V204H40ZM42 205H43V203H42ZM60 205H61V204H60ZM75 205L77 206V204H75ZM156 205H157V204H156ZM158 205H159V204H158ZM167 205H170V204H167ZM167 205H166V207H167ZM181 205L184 207V210H185V206H186V204H184V205H185V206H184V205L181 203ZM181 205H180V206H181ZM198 205H199V206H198ZM228 205H229V204H228ZM228 205H227V206H228ZM246 205H247V206H246ZM246 205H245L246 207H249V206H248V205H249L248 203H247ZM250 205H251V203H250ZM261 205H263V202H261ZM24 206H25V205H24ZM38 206H39V205H38ZM150 206H151V207H150ZM174 206H176V205L174 204L172 207H174ZM192 206H193V205H192ZM217 206H218V204H217ZM221 206H222V205H221ZM253 206H254V205H253ZM253 206H252V207H253ZM259 206H258V207H259ZM32 207H33V206H32ZM80 207H81V206H80ZM80 207H79V209H80ZM168 207H169V206H168ZM168 207H167V208H168ZM186 207H187V206H186ZM218 207H219V206H218ZM218 207H216L214 210H216ZM258 207H257V206L254 207L253 210H254L255 208L258 209ZM260 207H261V206H260ZM36 208H37V207H36ZM155 208H156V207H155ZM157 208H159V211L162 212V213L160 212L161 214H163V209H162V208H164V210L166 211V208L163 207V206H161V207H157ZM211 208H210V210H208V209H207V210H208V211H212V212H211V216H213V214H212V213H213V210H212V209H213L214 207H213L212 209H211ZM224 208H225V207L223 206L222 209L224 210ZM226 208H227V207H226ZM250 208H251V206H250ZM18 209H19V208H18ZM21 209H22V208H21ZM39 209H40V208H39ZM160 209H161V210H160ZM171 209H173V208H171ZM174 209H177V208H174ZM186 209H187V208H186ZM189 209H190V208H189ZM197 209H199V210H197ZM201 209H202V210H201ZM205 209H204V210H205ZM227 209H228V208H227ZM104 210H105V209H104ZM168 210H170V208H169ZM168 210H167V211H168ZM184 210H183V211H184ZM192 210H191V211H192ZM204 210H203V211H204ZM207 210H206V211H207ZM218 210H219V209H218ZM225 210H226V209H225ZM225 210H224V211H225ZM228 210H229V209H228ZM228 210H227V212H228ZM258 210L260 211V208H259ZM261 210H262V209H261ZM31 211H32V210H31ZM33 211H34V210H33ZM90 211H91V210H90ZM98 211H99V210H98ZM101 211H102V210H101ZM113 211L115 212V214H118V215H119V213H116V210H113ZM157 211H158V210H157ZM159 211H158V212H159ZM165 211H164V212H165ZM170 211H171V210H170ZM179 211H180V209H179ZM203 211H202V214H200V215H202V218H203V213H205V212H203ZM208 211H207V212H208ZM255 211H256V210H255ZM262 211H264V210H262ZM262 211H261V212H262ZM99 212H100V211H99ZM177 212H178V209H177ZM185 212H186V211H185ZM192 212H193V211H192ZM216 212H217V210H216ZM219 212H220V211H219ZM32 213H33V212H32ZM32 213H31V214H32ZM160 213H159V215H160ZM168 213H170V212L168 211ZM168 213L165 212L164 215H165V214L168 215ZM173 213H174V211H173ZM188 213H189V210H188ZM188 213H187V214H188ZM222 213H223V211H222ZM256 213H257V212H256ZM256 213H254V215H258V214H256ZM29 214H30V213H29ZM34 214H35V213H34ZM99 214H101V216H100ZM99 214H98V215L100 216L99 219H100V218L103 219V217H104V218H107L104 214H102V213H99ZM174 214H175V213H174ZM192 214H193V213H192ZM206 214H209V216H210V212H209V213H206ZM206 214H205V215H206ZM214 214H216V213L214 212ZM225 214H227V213H225ZM263 214H264V213H263ZM89 215H90V214H89ZM91 215H92V214H91ZM91 215H90V216H91ZM98 215H97V216H98ZM103 215H104V216H103ZM118 215H115V216L118 217ZM177 215H178V214H177ZM177 215H176V217H177ZM182 215H183V214H182ZM182 215H181V216H182ZM185 215H186V214H185ZM195 215H194V217L197 218V216H195ZM200 215H199V216H200ZM205 215H204V218H207L208 215H207L206 217H205ZM217 215H218V214H216V216H217ZM259 215H260V212H259ZM97 216H96V217H97ZM148 216H149V217H148ZM160 216H161V215H160ZM168 216H169V215H168ZM199 216H198V217H199ZM226 216H227V215H226ZM226 216H225V218H226ZM146 217H147V218H146ZM166 217H167V216H166ZM169 217H172V218H173L174 216H169ZM191 217H192V216H191ZM191 217H189V218L191 219ZM194 217H193V218H194ZM228 217H229V216H228ZM228 217H227V218H228ZM24 218H25V217H24ZM24 218H22V219H24ZM26 218H27V217H26ZM26 218H25V219H26ZM189 218H187V219H188V222H190V219H189ZM193 218H192V220H193ZM199 218H200V217H199ZM204 218H203V220H205ZM213 218H214V217H213ZM215 218H216V217H215ZM223 218H224V217H223ZM243 218L245 219L246 217H243ZM243 218L241 217L240 220H243ZM25 219H24V220H25ZM154 219H155V220H154ZM158 219H159V218H158ZM161 219H163V220L161 221L160 224H162V222H163V224H162L161 227L164 228V226H163L164 223H165L164 220H165L166 222H168V220H166L165 218H160V219L157 220V221H160ZM175 219H176V218H175ZM246 219H247V218H246ZM147 220H151V221L148 222ZM170 220H172V219H170ZM183 220H184V219H183ZM210 220H211V219H210ZM215 220H216V219H215ZM240 220H238V221H239L238 223H241ZM255 220H256V221L258 220V219H256V216H255ZM99 221H100V220H99ZM107 221H111V220H107ZM157 221H156V224H158ZM185 221H186V219H185ZM101 222H102V220L100 221V225H101V226L103 225L102 227H104V223H105L104 220H103L102 224H101ZM111 222H113V221H111ZM125 222H126V221H125ZM146 222H145V223H146ZM176 222H177V221H176ZM193 222H196V221L193 220ZM193 222H191V223L193 224ZM211 222H212V221H209V222L207 221L208 224L211 223ZM214 222H215V221H214ZM245 222H246V221H245ZM257 222H258V221H257ZM257 222H256V223H257ZM113 223H115V222H113ZM147 223H146V224H147ZM185 223H186V222H185ZM185 223L183 222L182 224H185ZM197 223L200 224L199 226H201V222H200V223H199V222H196V224H197ZM204 223L206 224V222H204ZM204 223H202L203 226H204ZM215 223H216V222H215ZM222 223H223V221H222ZM242 223H244V220H243ZM253 223H254V221H253ZM256 223H255V225L253 226L254 228L257 227V229H255V230H256V231H259V229H262L263 232H264V227L262 226L264 222L261 223V222L259 221L258 223H260L261 225L258 224V223L256 224ZM10 224H11V225H10ZM126 224H127V226H130V225H129V220H128V223H126ZM130 224H131V223H130ZM154 224H155V223H154ZM154 224H151V225L156 227V225H154ZM160 224H159V225H160ZM165 224H167V223H165ZM177 224H178V223H177ZM188 224H189V223H188ZM216 224H217V223H216ZM223 224L225 225V223H223ZM250 224L252 225V223H250ZM109 225H110V224H109ZM131 225H132V224H131ZM159 225H157V226H159ZM167 225H168V224H167ZM193 225H195V224H193ZM206 225H207V224H206ZM224 225H223V226H224ZM251 225H250V226H251ZM105 226H107L108 229H109L110 226L112 227V225L108 226V224H105ZM115 226H116V225H115ZM115 226L113 225L114 228H115ZM152 226H151V227H152ZM165 226H166V225H165ZM170 226H172V225H170ZM170 226H169V231H172V232H173L175 229H177V228H176L177 225H174V226H172V227H170ZM197 226H198V225H197ZM209 226H210V225H209ZM221 226H222V225H221ZM221 226H220V227H221ZM223 226L221 227L222 230H223L224 232H225V230L227 231V229H223ZM261 226H262V227H261ZM57 227H58V225H57ZM57 227H56V229H57ZM132 227H133V225H132ZM132 227H131L130 229H132ZM149 227H150V225H149ZM151 227H150V228H151ZM167 227H168V226H167ZM174 227H175V228H174ZM180 227H181V223H179V229H181ZM207 227H208V226L204 227L205 229L201 228L202 232H203V230H204V232H208L209 229L212 230V229L209 228V227H208L209 229H207ZM225 227H226V226H225ZM30 228H31V227H30ZM30 228H29V229H30ZM52 228H55V227H52ZM58 228H60V227H58ZM133 228H134V227H133ZM162 228H159V229L164 230V229H162ZM170 228H173V229L171 230ZM198 228H200V227H198ZM215 228L217 229V226H216ZM221 228H219V229H221ZM226 228H228V227H226ZM32 229H33V228H32ZM56 229H55V230L52 229V235H55V234H53V232L55 233ZM103 229H104V231H103V230H102V231L105 232V231H106V227H104ZM110 229H111V228H110ZM110 229H109V231H110ZM128 229H129V228H128ZM134 229H135V228H134ZM151 229L153 230L154 227H152ZM157 229H158V228H157ZM159 229H158V230H159ZM179 229H178V230H179ZM182 229H185V228H182ZM190 229H192V228H190ZM196 229H197V228H196ZM216 229H213V230H214L213 233L215 232V234L217 235L218 233L215 231ZM219 229H217V231H219ZM25 230H26V231H25ZM27 230H28V231H27ZM33 230H35V229H33ZM33 230H32V231H33ZM112 230H113V229H112ZM112 230H111V232H112ZM154 230H155V229H154ZM193 230H194V229H193ZM199 230H200V229H199ZM222 230H221V231H222ZM32 231H31V232H32ZM49 231H51V230H49ZM49 231H47V232H48V233H51V232H49ZM61 231H62V230H61ZM61 231L57 230L55 236L48 235V233H46L45 231H44V232H45V234H44V232L41 231V232H42V233L40 232V233H41V236H39V238H41V239H39V240H42V241L38 242V243H40V245H41V246H40V245L38 244V245L41 247V251L39 250L40 247L37 245V248H38V249L36 248L37 250L34 249V250L29 251V250H30V249H29V250L27 251V249H24L25 251H27L26 253L23 252L24 250H22V252L25 253V255H26L27 258L25 257V255H22V253H20V255L22 256V258H23V257L25 258L24 260L27 262V264H38V263L41 264L42 261L39 259V257H40L42 254L45 253V251H44L45 249L48 250V248L50 249V248H52V247L55 246V238L57 237V235H58L59 233H62V232H63V231H62V232H61ZM109 231L107 230V232H109ZM129 231H131V230H129ZM134 231H135V230H134ZM134 231L132 230V233H133ZM165 231H166V230H165ZM187 231H188V234L191 233V230H187ZM187 231H186V233H187ZM248 231H249V230H248ZM162 232H164V231H162ZM177 232H178V231H177ZM179 232H180V231H179ZM179 232H178V233H179ZM194 232H196V231L194 230ZM209 232H210V231H209ZM260 232H261L262 235H264V233H262L261 230H260ZM132 233H130L129 235H131ZM213 233L210 232L209 235H207V236H211V234H212V236H213V235H214ZM220 233H222V232H220ZM220 233H219V234H220ZM255 233L257 234V232H255ZM255 233H254V235H255ZM29 234H30V233H29ZM62 234L65 235L64 232H63ZM106 234H107V233H106ZM133 234H134V233H133ZM133 234H132V235H133ZM150 234L152 235L151 232H150ZM150 234H149V236H151ZM156 234H157V235H156ZM156 234H153V236L155 235L154 237H158L159 233H156ZM160 234H161V233H160ZM175 234H176V233H175ZM181 234H182V233H181ZM181 234H180V235H181ZM184 234H185V233H184ZM193 234H194V233H193ZM219 234H218V235H219ZM259 234H260V233H259ZM162 235H163V234H162ZM162 235H161V236L159 235V237H162ZM166 235H167V234H166V232H165V235H164V236H166ZM204 235H205V234H204ZM204 235H203V237H205ZM218 235H217L215 238H217V239H216V242L218 241L217 243L219 244V243H220V241H219L220 238H218ZM245 235H246V234H245ZM254 235H253V237H256V236H254ZM121 236H122V235H121ZM167 236H170V235H167ZM172 236H175V235H172ZM178 236H179V235H178ZM222 236H224V235L222 234ZM227 236H228V235H226V237H227ZM249 236H250V235H249ZM251 236H252V235H251ZM130 237H131V236H130ZM180 237H181V236H180ZM219 237H220V236H219ZM224 237H225V236H224ZM226 237H225V238H226ZM244 237H246V236H244ZM244 237H243V238H244ZM259 237H260V235H259ZM262 237H263V236H262ZM162 238H163V237H162ZM165 238H168V237H165ZM198 238H199V237H198ZM215 238H214V237H213V238H209V240H210V239L212 240V239H215ZM227 238L230 239V238H231V235H230V237H227ZM239 238H240V237H239ZM243 238H241V239H243ZM246 238H247V237H246ZM246 238H245V239H246ZM251 238H252V237H251ZM256 238L258 239V237H256ZM180 239H181V238H180ZM185 239H186V238H184V240H185ZM189 239H190V238H189ZM191 239H193V238H191ZM191 239H190V242H191ZM196 239H197V238H196ZM196 239H195V240H196ZM203 239H204V238H203ZM207 239H208V238H207ZM231 239H232V238H231ZM231 239H230V240H231ZM248 239H249V238H248ZM248 239H247V241H248ZM257 239H256V240H257ZM263 239H264V238H261L260 241L263 240ZM195 240H192V241L195 242ZM205 240H206V239H205ZM220 240H221V239H220ZM223 240L225 241V239H223ZM226 240H227V239H226ZM230 240H228V241H226V242H229V243H231L230 245H232V241H230ZM233 240H234V237H233ZM243 240H244V239H243ZM249 240H251V239H249ZM17 241H16V242H17ZM151 241H152V240H150V242H149V243H150L149 247L151 246V247H154V248H155V246H157L156 241H155V240H153V241H155V242H153V241L151 242ZM180 241H181V240H180ZM197 241H198V240H197ZM214 241H215V240H214ZM224 241H223V242H224ZM235 241H238V240L235 239ZM235 241H233V242H235ZM239 241H240V240H239ZM239 241H238V242H239ZM252 241H253V240H252ZM257 241H259V240H257ZM190 242H189V245H190ZM199 242H201V241H198V244H199ZM210 242H211V243H214V242H212V241H210ZM223 242L221 243L222 245L225 243V242H224V243H223ZM238 242H237V243H238ZM254 242H255V241H254ZM21 243H20V244H21ZM144 243H146V242H144ZM149 243H148V240H147V244H149ZM157 243H158V245L161 244V242H158V241H157ZM170 243H171V242H170ZM170 243L167 242V245H169L168 247L172 248V247L170 246L172 243H171V244H170ZM202 243H203V242H202ZM208 243H209V242H208ZM208 243H207V241H205V244L208 245L207 247L205 246L206 250H207V249H211V250H212V248H213L214 246L218 245V244H216V245H213V244H212V245H211V243H209V244H208ZM255 243H256V242H255ZM261 243H263V241H261ZM147 244H146V247H148ZM152 244H153V245H152ZM191 244H192V243H191ZM193 244H194V243H193ZM196 244H197V243H196ZM200 244H201V243H200ZM203 244H204V243H203ZM203 244H201V245H202L201 248L204 247ZM205 244H204V245H205ZM239 244H240V242H239ZM239 244H238L237 248L239 247ZM242 244L244 245L245 243H243V241H242ZM250 244H251L250 241H248V243H247L246 245H250ZM154 245H155V246H154ZM227 245L229 246L228 243H227ZM227 245H226L225 247H227ZM233 245H234V244H233ZM233 245H232V247H233ZM246 245L244 246V248H245V247H248V246H246ZM254 245H255V244H254ZM254 245H253V246H254ZM256 245H257L258 248L264 250V249L262 248V245H258V243H256ZM10 246H11V245H10ZM24 246H25V245H24ZM172 246H173V245H172ZM184 246H186V245L184 244ZM194 246H195V245H193L192 247H194ZM196 246H197V245H196ZM196 246L194 247L193 250L191 249V245L185 247L184 249H186V250H188V251L192 250L193 252H196L197 254H199L200 252H198V249H197L196 251H194V250L197 248ZM218 246H219V245H218ZM251 246H252V245H251ZM6 247H7V246H6ZM189 247H190V248H189ZM23 248H24V247H23ZM187 248H189L190 250L187 249ZM217 248H218V247L216 246V249H217ZM229 248H230V249H233L234 247L231 248V246H230ZM235 248H236V247H235ZM235 248H234V250H235ZM255 248H256V247H255ZM258 248H256V249H258ZM17 249H16V250H17ZM19 249H20V248H19ZM21 249H20V252H21ZM219 249H220V246H219ZM219 249H218V250H219ZM246 249H247V248H246ZM47 250H46V251H47ZM204 250H205V249H204ZM206 250H205V251H206ZM214 250H215V249H214ZM236 250H237V249H236ZM240 250H241V246H240L239 251H240ZM18 251H19V250H18ZM36 251H37V252H36ZM212 251H213V250H212ZM221 251H225V250H224V246H223V250H221ZM227 251H228V249H227ZM231 251H232V250H231ZM237 251H238V250H237ZM43 252H44V253H43ZM213 252H214V251H213ZM225 252H226V251H225ZM241 252H243L244 255H245V253H247L248 251H247V252H246V251L244 252V250H243V251H241ZM206 253H207V252H206ZM209 253H210V252H209ZM248 253H249V252H248ZM248 253H247V254H248ZM58 254L63 255V253H62L61 251H60ZM58 254H57V256H60V255H58ZM193 254H194V253H193ZM211 254H212V253H211ZM218 254H220V252H219ZM247 254H246V255H247ZM20 255H19V256H20ZM202 255H203V254H200V255L198 256V258H199L200 260H198V258H197V260L200 262V264H202V263H201V259L203 260V258H204L205 256L207 257L208 254H207V255H203L204 257H203ZM214 255H215V254H214ZM242 255H243V254H242ZM210 256L212 257V255H210ZM200 257H201V258H200ZM208 257H209V256H208ZM215 257H216V256H215ZM193 258H194V257H191L192 261H190V263H192V264H193V260H194ZM195 258H196V257H195ZM212 258H213V257H212ZM65 259H66V258H65ZM191 259H190V260H191ZM205 259H206V258H205ZM207 259H208V258H207ZM213 259H214V260H211V258L209 257L208 260H210V261L206 260L207 263L205 262V260H203V261H204V263L208 264V263H210L211 261H212V262H213V261H216L215 258H213ZM216 259H217V258H216ZM62 260H63V259H62ZM64 261H65V260H64ZM64 261H63V262H64ZM100 261H101V260H100ZM198 261H197V262H198ZM102 262H103V261H102ZM60 263H61V262H60ZM190 263H188V264H190ZM194 263L196 264V259H195V262H194ZM204 263H203V264H204ZM214 263H215V262H214ZM62 264H63V263H62ZM65 264H66V263H65ZM96 264H99V261H97ZM100 264H101V263H100ZM210 264H211V263H210Z\"/></svg>",
  "mask_w": 264,
  "mask_h": 264
}]
</instances>
